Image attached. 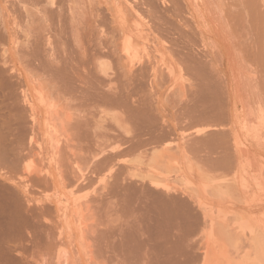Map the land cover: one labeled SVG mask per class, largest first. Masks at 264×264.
Masks as SVG:
<instances>
[{
  "label": "rangeland",
  "instance_id": "374dc122",
  "mask_svg": "<svg viewBox=\"0 0 264 264\" xmlns=\"http://www.w3.org/2000/svg\"><path fill=\"white\" fill-rule=\"evenodd\" d=\"M18 1L19 0H17V1L16 0H14V1L13 0H0V10H1L0 18H2V19H0V21H1L0 23H1V25L4 26V28L1 27V31L4 34L0 31L2 33L0 35L1 36V38H0L1 39L0 40V45H1L0 46V58L1 59L0 60H1V62H3L2 59H5L4 64H6V62H7V65L6 66L4 65L5 67L3 66L2 63H0L1 70H4V71L6 70L5 75L3 74L4 78H6V80L1 79V82L2 81L4 82L5 87H6V85H9L6 88L4 87L5 90L4 89H3L4 91L2 90L3 92H1V95L4 96V94L6 93L4 96L7 99V100H5L6 101L5 103H8L9 105L8 104H6V105H8L9 107L12 106L11 108H9L8 106L7 107L9 109H13V110L16 109L15 111L12 110V114L17 115L16 113L20 114L19 112L22 111V115L23 114H24V116L27 115L24 118L25 122H27V124L25 123L26 125H24V126H26L24 129V132H26L28 134L26 135V133H24L26 135V137L22 138V140L23 139H25V140H23L24 142L22 141L23 144L19 150V151H22L24 149L21 152V156L23 158L22 159L23 164L21 165V167L18 168L15 172L13 171L14 173L11 172L12 170H9V169L8 170L4 169V171H3L0 168V170H1V173H5V174L8 173L7 176L11 175L10 177H13L14 179H16L17 182H20V181L23 182L26 180L27 182L25 181L24 183L27 186L29 185V187H28L29 193H30L29 198H31V199L33 198L34 200L36 198H40L42 196L43 197L49 196L52 198H50L51 201H48L46 203L44 202L43 203L44 206L41 205V206H43V209L45 208L44 209L45 211L42 212L43 215L45 214V212H46V214L44 216L42 215L45 218L42 217V218H40V220L38 218V220L40 222L45 221L43 223L44 225L37 220L39 222V224H38V222H37V224L35 222L34 225L36 224V226L31 227V229L30 228L29 229L28 228H24V229L21 228L22 230L21 229L19 230L20 233L18 231H16V233H14L15 235L12 234L11 237L8 236L9 239L10 238H12V239L9 240L8 238L7 239L5 238V244L6 245L8 244L7 246H9V250H11V252H12L13 248L15 249V250H13L14 253L12 252L13 254L12 253L11 254L14 255V257L20 256V258H18V257L16 258L18 260L17 262L21 263L22 261H24V262H22V264L23 263L25 264L26 261H28V262H26L27 264L30 263L31 261L34 264L35 263L38 264V262L41 264H89L85 259L86 257H84L82 254H81L82 256H76V258L73 257V255H75V254H74L72 249H73V246H75V243H73V245H72V242H71L72 238L68 239L69 236L66 233H67V231H68V233L70 232L69 235L71 237H74L72 239V241H73L75 239L77 232L75 231V228L72 226V224L68 225L62 218H61L62 221L60 220L59 216H60L61 211L59 213V211H58L59 206H57L59 194H61V193L67 194L66 196H63L64 197V198H62L63 200H66L67 197H71L69 192L72 190L73 185H75L74 182L76 181L75 180L76 179L75 173L77 171H75V169L73 168L74 167L73 164L76 162V163H79L81 165L80 167H81L82 171H85V174H87V179H88L84 183V184H87L86 189L81 194L80 193L79 194L81 196H85L87 194H89V196L93 195L92 197L94 198V200H95V198L98 199L99 197H101L100 199H98V201L96 200V202H95L96 204L94 203L93 198H91V196L89 197V199H92L93 201H92V205H90L89 212H87V210H86L87 214H85L86 215L85 220H86V223L89 224V226H94L93 228H95V226L98 225L99 226L98 228L100 229V231L104 227H106L105 228L106 231L109 229L107 232V235L105 234L106 237L102 236V237H105L106 240L109 238L108 240L110 241L109 244L107 243V245H108L107 247L104 246L102 248L103 251H105L106 248L109 249L111 247H114L113 250H115L117 252V255H118L117 257L122 256V254H120L121 248L116 247L118 241L121 240V238H119V233L121 231L118 232L117 230L121 229L120 226H122V224L124 225L125 219L128 217H132L131 221L134 218L138 219L139 215H144L143 218H145V217L149 218V216H146L145 214L147 211H149L148 207L150 206L149 203H144V202L148 201V200L146 201L145 197L143 199H141L142 193H138V192L132 193V192H129L126 190H127V188H129V185L131 187L133 184L135 186H137V185L140 186V184H142V183H144V184L148 183L147 182L148 179H150V178L155 179L156 178V179H159L163 183L164 182L170 183L171 185L175 186L179 190V193L177 192L174 194H175L176 198L178 199V201L181 200L179 203L182 206L183 211L184 212L186 211V213L188 214V215L187 214L186 215L187 216L190 215L188 217L190 219L188 220V218H187V221L183 220L182 222L184 224L181 222L180 219H177L176 222L178 225L172 224L173 227L178 229L176 231L171 229L170 226L167 225V228H165L166 231L163 230V233L165 236L162 239H158L157 236L155 235L156 233H153V232H156L155 231L156 229L154 230V228H153V221L148 220V218L147 219L145 218V220H143V222H141V226H140L141 228L145 227V228H143V229H145V230H143L145 233L144 234L145 236L144 237L142 236L141 243H139L137 241H133L130 243L136 249H135L134 255L131 256L132 258L128 257L129 260H127L126 263L129 264L128 261H130L132 264H134V262H135V264H157L160 262H161V264H264V253L260 252V250H259L262 247L264 249V99H263L264 90H261V89H264V84H263L264 83V67L261 66L263 62H260V61L264 60V50H263V48H264V20L261 21V17L262 16L264 17V14H262L264 11L263 0H258V1L257 0H249V1L248 0H236V1L230 0V2H229V0H166V3L163 2V0H103V1L101 0V3L99 2V0H93V1L92 0H61V1L59 0L60 2L57 0H54V1H56L57 5L59 3L63 4V5H61V6H63V10H60L62 8L60 5H59L60 8H58L59 6H57L55 4L53 5L52 8H51L52 5H50V8H46V7H48L46 5H49L51 0L49 2L45 0L48 4L45 3L44 0H36V1L35 0H27V3L23 2V5H24V3L26 4L27 10L30 8L28 6H31V7H33V5H34V7L36 6V9L33 8L34 12H33V9L30 8L31 11L29 10L28 14H27V10L24 9L25 5L22 8V6H23L21 3L22 0L19 4H17ZM11 2L13 4L15 3L16 5L15 4L11 5L12 4ZM28 2H30V5H27ZM36 2H37V4H36ZM107 2H109L111 4V6H114L113 13H114V15H116L115 17H117L115 20L116 22H114L113 19L111 20L110 14L108 13L109 11L106 8L108 6H106V7L104 6L105 5L104 3H107ZM249 2H250V4H248V5H251V7L245 6ZM262 5H263V7H261ZM252 6H254V8ZM242 7L243 8L246 7V9H247V7L250 8L248 10H251L253 8L257 11L258 14L255 12V10H254L255 13H252L253 10H251V11L246 10V13H243ZM255 7H258V8L256 9ZM37 8H39L40 11ZM10 9H11V11H10ZM46 9H49V11H47ZM66 9H67V11H66ZM241 9H242V11H241ZM58 10H59V12H58ZM69 10H71V11H69ZM221 10H222V12H221ZM42 11H43V13H40ZM226 11L229 13V15H227ZM247 11L251 12L254 15L252 16V14L247 13ZM44 12H46V13H44ZM49 12H52L53 14L49 13ZM55 12H57V14ZM97 12H98V14H97ZM151 12H152V14H150ZM240 12H242V13H240ZM37 13H39V14H37ZM21 14H23V15H21ZM24 14L26 17L24 16ZM243 14H246V15H243ZM52 15L57 19V21ZM135 15H139L142 19H146L145 22L149 21V23L152 27L151 28V30H152L151 35L152 36H150L151 30L149 31L150 33L148 32L149 33L148 34L146 32V30H148V29L144 28L145 34L149 35V37H148L149 42H147V43L142 42L143 44H145L144 46L146 48H148L147 51L150 52V55H152V56H151V59L145 58V60H144L146 63L145 64L146 66L144 65V68L146 67L145 73H146V75L148 74L149 77L148 76L145 77V75H144L145 78L144 77L141 78V76H140L139 77L140 79H138L136 77L129 79L126 77H122L124 75V73H122L123 66L121 65L122 63H120V61H118L119 55L118 56L113 55V54H117V53L111 52L112 49L115 52V48L113 47V43H112L113 39L111 40L110 37L111 38L114 37V39H115L116 32L118 33L120 27L121 28L130 27L129 26L130 24L132 25V23H133V25H134V23L139 22V20L136 19ZM247 15H249V16H247ZM18 16H20V17H18ZM22 16H24L25 23L23 22L24 20H23ZM40 16L42 19L40 18ZM50 16H52V17H50ZM242 16H243V18H242ZM250 16H252L253 19H251ZM47 17H48V20H47ZM263 17H262V19H263ZM19 18H21V19H19ZM63 18H64V20H63ZM131 18H133V19L135 18V19L133 20ZM249 18H250V21H248ZM72 19H73V21H72ZM92 20L93 21L95 20L97 23L92 22ZM245 20H247V21H245ZM30 21L33 22V24H35V25L31 24ZM130 21H131V23H130ZM224 21H227L228 24H227V22L225 24ZM90 22H92V23H90ZM110 22H112L113 24ZM76 23H78L79 25ZM88 24H89V26H88ZM92 24H94V25L96 24V28L100 26L98 31L100 33L104 34L105 37L103 35L98 36L99 32L97 30L96 31L94 30V33L93 32L91 33V29H90V31H87L89 28L95 27ZM31 25H32V27H31ZM41 25H44V27L45 26H47V27L44 28ZM55 25H57V27ZM113 25H114V27H113ZM219 26H221V27H219ZM228 26H229V28H228ZM2 28L5 29L6 32H5V30L3 31ZM37 28H39L40 31ZM68 28H69V30H67ZM141 29H142V27H141ZM230 29H231V31L229 32ZM36 30H37V32H36ZM42 30L43 31L46 30V31L43 32ZM100 30H102V31H100ZM227 31H228V33H227ZM33 32H35V33H33ZM42 32H43V34H42ZM87 32L89 34H94V35L93 36L89 35L90 36L89 37ZM95 32H97L98 40L96 39L97 37H95L96 36ZM104 32L106 34H109V33L110 34L107 35V37H106V34ZM111 32H112V35H111ZM24 33H25V35H24ZM44 33L46 36H44ZM57 33H59V34H57ZM37 34H39L40 36ZM64 34H65V36H63ZM224 34L226 36L228 35L227 36L228 38L226 36H224ZM84 35L86 37H83ZM229 36L232 38H230ZM47 37L49 38L48 40H46ZM99 37H101V38L99 39ZM224 37L229 39V40L224 39ZM89 38H90V40H91V38H94L95 40L93 39L92 41H88ZM153 38L160 40L161 43H164L163 45L166 47V51H167V52H165V54L166 53L167 54L166 55L164 54L165 55L164 56L165 57L164 63L169 62L168 64L163 65L162 62H160L161 64L157 63L158 60L154 59V57L160 58V55L158 53H156V51H155L157 49V47L155 46L157 44V42ZM78 39H80V41L82 39L83 42L82 41L80 42ZM39 40H41L40 41L41 44L39 43ZM34 41H36L38 43H36V45H35V44H33ZM46 41H47V44H46ZM48 41H49L50 45L48 44ZM84 41H87V42H84ZM5 42H7L6 43L7 45L5 44ZM59 42H61V43H59ZM91 42H92V44H91ZM51 43H52V45H51ZM37 44H39L38 48H37ZM34 46H36V47H34ZM56 46H57V49H55ZM50 47H51V49H50ZM53 47H54V49H53ZM33 48H35V50H33ZM36 49L37 50L39 49L38 51H40V52L38 53V51H36ZM46 50L48 52H46ZM55 50H56V52H55ZM33 51H35V53ZM52 52L55 54V57L51 56V55H54ZM3 53H5V54H3ZM26 53H28V54H26ZM103 53L105 54V56H106V54H110V53H112V54L104 57ZM188 53H190L189 56H187ZM191 53H192V55H191ZM39 54H42V55H39ZM57 54H58L57 57L58 58L60 57L58 59V61L61 60V63L62 64L64 63V65H65L62 67H66V68L60 67V68H58L59 70L54 69L56 67H59L61 64V63L58 64L56 61V58H57L56 55ZM59 54H60V56H59ZM216 54H218V55H216ZM35 55H36V57H35ZM43 55H45L46 57ZM49 55H50V57H53V58H50V61L53 59L51 62L53 63L54 68H52V69L54 70L55 73H56V71H58L59 73L61 72V76H62V78H60V80H57V83H54V84L52 81L47 82L48 80L46 79L51 72H52L51 74L54 75L53 71L50 70L51 68L48 70L47 69L43 70V68H42L44 66V64H46V63H47V65H49V67L52 66L50 64L51 62L50 61H49L50 63L48 62ZM261 55H263V56L261 57ZM4 56H6V57H4ZM192 56H193V60H194V58L197 59L198 61L200 60L199 61L200 63L196 62L197 64H200V65H194L195 61L193 63V60L191 58ZM200 56L203 58H200ZM187 57L188 58L190 57V58L188 59ZM255 57L258 59H255ZM10 58L12 61L9 60ZM35 58H39L40 60L35 59ZM54 58H55V60H54ZM206 58L209 62H212V63L217 65L216 68L218 69V71L220 73V74H218V73L217 74L220 76V78H219V76H217V74H215L216 79H214V76H213L214 71L212 72V69H210L208 65H207V67L204 66L205 62L207 61ZM218 58L221 59L220 63L223 62L222 65L220 63H218L220 61V59H218ZM46 59H47V61H46ZM185 60H188V61L192 60L191 61L192 63L191 62L189 63L187 61L189 64L186 62V64H187V67H186L185 64L184 65L182 64V63H185L184 62ZM45 61H46V63H45ZM54 61H56V62H54ZM102 61H104L107 64V67H109L111 69V70L109 69L108 75H103V74L101 75L98 71L99 69L97 68V66H100ZM202 61H204L203 64H202ZM240 61L243 63H241ZM43 62H44V64H42ZM104 62H102V63H104ZM12 63H15V64H12ZM56 63L59 66L56 65V67H55L54 64H56ZM154 63H156L157 66H159V64L163 65V66L158 67L159 70L156 73V79H154L155 72L153 73V70H152ZM169 64H170V66H172V68H173L172 70H174L173 74H171L172 72H170V70L168 71V69H167V65H169ZM47 65H45V66H47ZM66 65H68V67ZM93 65H95V66H93ZM188 65H192L193 66L192 68H194V66H195V70L196 69L198 70V69H200V67L204 66L202 68H205L207 71H209V72L211 71L213 73L211 76L213 77L214 80H216L215 84H217L218 83L217 81H219L220 86L222 85L221 88L224 86H228V87H226L225 90H227V88H228L227 92H229L228 94L233 99L232 102L234 101V103H232L231 106L233 108L236 107L237 110H235L233 113L231 111H229V110H231V109H229V107L232 108L231 106H229L230 104H228V102L230 101V99H228V98H230V97L228 94H225L226 91L223 90L225 93L223 91L222 92L220 91L221 94L223 95L220 97L222 99H224L223 101H225V102L228 100L226 102L228 104L227 105L228 107L226 106V104L224 105V106H226L225 110L228 113H225V115L220 117V118L211 117L210 119H209V116L208 117L204 116V119H203L201 115L197 114L198 116L195 115L196 122H195V119L191 123L189 122L188 119L186 120V118H188V116H186V115L188 114V111H190L189 108L191 106H192L191 108H193V106L195 107L194 103H196V105H198L200 108L195 107L193 110H195V111L197 110L196 113H200V114L202 113V111H201L202 107L199 104L200 102L197 100L201 101V99H203L204 97H206L208 95V93L206 94V89H204L207 87H203V86L200 87L199 86V85H204L206 83V81H204V83L201 84V82H203V81L199 82V80H201V79L196 78L194 76V74H196V71L195 70L193 71V69H192V73H191V67L190 66L188 67ZM251 65L253 66V68L255 67V68L259 69L260 72L257 69L253 70ZM263 65H264V63H263ZM2 66L6 69H4ZM70 66H71V68H70ZM11 67H14V69L16 67L17 69H15V70L17 72L14 70L12 71ZM61 68H62V70H64V69L68 70L69 69L68 71H70V72H68L66 70L64 71L65 74L67 72V74L69 76H67V74L66 75L62 74L64 72L61 71ZM208 68H209V70H208ZM247 68H248V70L249 69L251 71L253 70V72L258 71V72H256L258 74H255L256 77L253 76L254 74H251V76L249 77L250 79L248 77H247L248 79L245 78L246 75H248V76L250 75L249 74L250 71L247 72L248 71ZM179 70H180V73H179ZM187 70L190 73L187 72ZM41 71H43L44 73ZM46 71H47V73H46ZM96 71H97V75H98L97 78H96ZM117 72L119 74H117ZM111 73H113V74H111ZM41 74H46V75L44 76ZM92 75H94V76H92ZM120 75H122V76H120ZM192 75H193V78H192ZM234 75H235V77H234ZM7 76H8V78H7ZM63 76L68 77V78L64 77V79L67 80L66 81L67 83L64 82L62 84L61 82H58V81H63ZM70 76H73L74 80ZM79 76L81 77L82 80L79 78ZM99 76L100 77L103 76L102 77L103 79L100 78ZM108 76H109V78H111V80L108 78ZM116 76H118L117 77L118 79L116 78ZM181 76H183L186 80H189V79L190 80L188 82H184L185 80L183 81V80L179 79ZM252 76L256 79L252 78ZM50 77H51V75L49 76V80H51ZM104 77L106 80H104ZM212 77L211 78L209 77V79H212ZM236 77H238V78H236ZM83 78H85V79H83ZM114 79H115V81H114ZM222 79H223V81H222ZM68 80H70V81H68ZM109 80H110V82H109ZM140 80L142 82H140ZM155 80H156V83H155ZM178 80H180L181 82ZM196 80H197V82L200 83L199 85L197 83H195ZM251 80L252 81L254 80V81L252 82ZM255 80H257V81H255ZM5 81H7V82H5ZM116 81H118L119 84ZM224 81H226V82H224ZM182 82H183V85L185 86V87L183 86L184 89L181 88ZM207 82H209V81H207ZM261 82H263V83L260 84ZM59 83H61V84H59ZM210 83L212 84V82H210ZM57 84L59 85L60 90L58 89ZM113 84H115V85H113ZM122 84H124V85H122ZM195 84H197L196 86L200 87V92L198 91L199 87L195 88L196 87ZM230 84H231V86H230ZM245 84H248V85H245ZM12 85L14 87H12ZM56 85H57L56 88L58 89V91L55 90ZM60 85H63V86H60ZM232 85H234V86H232ZM99 86H100V88H99ZM207 86H208V83H207ZM211 86H213V84ZM235 86H236V88H235ZM258 86H260V87L262 86V87L260 88ZM66 87H67V89H69L68 91L70 92V93H67V96L65 95L66 94L65 90H67ZM128 87L130 89H128ZM202 87H203V90H205V91H203L201 89ZM96 88H98L99 90L100 89L102 90V91L100 90L101 91L100 93L104 92V90H105V92L100 94V93H98L99 90ZM87 89H89L91 91V92H89V93H91L90 95L87 92ZM95 89L97 91H95ZM110 89H111V93H110ZM229 89L231 91H229ZM116 90H118L119 92L117 91V93H116L115 92ZM179 90H180V92H179ZM61 91H65V92H61ZM120 91H122V92L120 93ZM202 91L205 93V95ZM24 92H27L28 94H30L31 97L34 96V98L39 97V98L45 99V103L43 102L42 104H39V103L36 104V106L38 108L37 113H39L38 114L39 115L38 116V119H39L38 122L39 123H35V122L33 123L32 118H30V113L28 111L29 108L26 104L23 103V100H22L23 99L22 95ZM96 92L98 94H100L101 96L97 95ZM108 92L111 94V96H113L112 92L115 93L114 95H115L116 100L112 97L113 99L108 100V103H106L107 98H105V94ZM2 93H4V94H2ZM34 93L36 94V96ZM57 93H58V95H57ZM198 93H200L199 94L200 97H198ZM202 93H203V95H202ZM120 94L123 97L125 95V97L122 98ZM153 94H155V95H153ZM193 94H195V95H193ZM73 95H74V97L77 95L75 97L76 99L82 95L81 98L83 100L80 97L76 100V99H74ZM86 95L89 97H86ZM116 95H119V96H116ZM134 95H136L137 97ZM201 95L204 97L202 98ZM61 96L62 97L64 96L63 99H61L62 98ZM68 96L69 97L71 96L73 98L69 99ZM96 96H98L99 99H97ZM232 96H234V98ZM54 97L57 101L54 100ZM94 97H96V98H94ZM120 97H121V99H120ZM129 97H133L132 100ZM143 97H145V98H143ZM146 97L148 99H149V97H151L150 99H152V101L157 103V105L159 106V109L161 112V115H159V118L161 117L162 119L161 118L157 119L156 122H158V121L161 122L163 119L164 120L161 123L158 122V124L160 123L158 126L161 128L162 126L167 125V128L164 126L166 129L163 127L165 129V130L164 129L163 130L164 131L168 130L167 132L170 134L169 137L171 139H174L173 142H175V143L177 142V144H176L177 148L179 147V145H180L179 143L181 142V145H180L181 147H179V148H183V149H180L181 152L178 151L179 148L175 149V151H176L175 153L177 156H179V158L176 157L178 159L175 158V161L171 162V163L174 162L175 164L173 163V165H170V163H169L168 166L152 163L150 160L152 147L146 146V144L148 142L150 143V139H151L152 135L150 133L149 134L145 133L144 137L142 136V139L145 138L144 140H146V141L149 139L147 141V143L141 142V145H138L139 147L138 146L136 147L137 149L132 150L128 156L122 157V159L125 158V159L130 160L132 158V159L138 160V161L135 160V162L133 163L135 166L132 164L131 167L128 164L121 163L122 164L121 167H123L122 169L124 170L123 172L126 173V175H128V176H126V177H128L126 179L128 182L127 181L122 182L123 183L122 184L119 181V183L116 184V186H117V188H116V187H113V185H112V184H115L114 182H116V181L113 182V180H116V179L112 178L109 180V182H110L109 183L110 184L109 189L111 187V190H109L108 188H107V190L106 189L102 190L104 183L103 182L100 183V180H98L100 177L99 174L96 172H93V171H96L94 166H93V163L95 162V160L92 161L90 159V156L98 153L100 151V147H102V146L105 147L108 144L110 145V144L115 143V142H120L122 139H124L125 134L123 132V128H126L125 127L126 125H130V122H129V124H126V123H128V121L124 117L126 115H123V113L125 114L129 109L137 106V104L140 103L139 101H141L142 98L147 99ZM235 97H236V99H235ZM64 98H65V100H68V99L70 101L72 100L71 102L68 101V103L69 104L71 103V105L73 107L74 106L75 107L74 108L73 107L71 108V106L69 107V104L67 105V102L64 100ZM100 98H101V100H100ZM139 98L141 100H137ZM47 99L48 100L51 99V100H49L50 104H52V102H53V104L51 106L56 105L57 109L61 108V109H64V111H66V109H68L69 110L68 112H70V113L72 112V113H74L73 115H75L76 112H74V111L78 108L77 111L80 112V114L82 112L81 115L84 116L83 120L85 121L86 124H83V121H82L81 125H84L85 128L88 127L87 128L88 131L86 132V135H82L83 137H81V139H77L80 141L79 146H78L79 151L77 150L79 153L76 152L77 154L75 156L70 151H68L67 148L65 150V146H63V144H61V147H62L60 149L61 152L59 150L58 153L56 154L57 156H53V154H55L57 150L55 149L56 147L55 148L51 147L52 144L49 143V138H48L46 131H45V129H46L45 121H46V118L49 117L48 112L51 111V108H48L49 102L48 101H47L48 103L46 102ZM79 99H81V100L79 101ZM90 99H91V101H90ZM193 99H195L196 101ZM114 100L117 102L119 101L118 103L121 105V109H120L121 111L118 110L120 108V105L117 102H116L117 103L116 104ZM12 101H15V102H12ZM188 101L190 103H188ZM83 102H85V103H83ZM14 104H15V106L17 104V106L15 107ZM60 104H62V105H60ZM76 104H79L80 107H78L79 105H77V108H76ZM127 104H128V106H127ZM131 104L133 106L134 105L135 106L133 107ZM125 105L128 107L127 110H126L127 107H125ZM129 105H130V107H129ZM84 106H85V108H84ZM185 106L187 108L188 107L189 108L188 109L185 108V110H184ZM18 107H20V109L21 108L22 109L19 110ZM122 107L123 108L125 107L124 108L125 110ZM23 110H25V111L27 110L28 113H27V111L25 113V111H23ZM71 110H73V111H71ZM88 112L90 115H88ZM120 112H123V113L121 114ZM229 112H231L232 114H229ZM228 114L230 116L231 115L232 116L230 117V116H228ZM183 115H185V116H183ZM92 117L94 120L92 119ZM114 117L116 119H113ZM260 117L262 118V120ZM89 118H91V119H89ZM103 118H105V119H103ZM207 118H208L210 124L208 121L206 122ZM213 118L216 120L215 122H212ZM225 118L228 120H226ZM202 119H203V121H202ZM218 119H219L220 123H221V121L226 120V121H224V122H226V124L225 123H222V124L217 123ZM220 119H221V121H220ZM232 121H233V123H232ZM55 123H58V122H55ZM185 123L187 125H185ZM195 123H196V125L193 126V124H195ZM228 123L233 124V126H234V127L232 126L233 130L231 129V126ZM34 124H36V125L34 126ZM161 124H163V125H161ZM223 124H224V126H223ZM113 125L116 128H113ZM188 125H190V127ZM127 127H129V126H127ZM204 127L205 128L208 127V129L206 128L207 130H205L204 133L195 134L197 129H202V128L204 129ZM62 128H64V127H62ZM62 128L61 127L59 128L60 134L63 133V135L64 134H70V135L74 136L75 132L77 133V130L74 127H71V128L66 127V128H68L67 130H65V128L64 129H62ZM91 128L93 129V131ZM251 128H252V130H251ZM16 130L17 129H14L12 132V134H14L13 138L17 134V132L19 131V129L17 131ZM117 130H119V131H117ZM169 130H170V132H169ZM65 131H66V133H65ZM160 131L161 130H159V132ZM171 131H173L172 134H171ZM259 131H260V133H259ZM88 132H91V133L88 134ZM159 132L156 134H159ZM213 133H215V134H213ZM97 134H99V135L97 136ZM101 134H102V137H101ZM153 134L156 135L155 133H153ZM187 134H188V136H187ZM87 135H89V137ZM107 135H108V137H107ZM256 135L257 136L260 135V136L257 137ZM84 136H86V137L84 138ZM205 136H207V137H205ZM261 136H262V138H261ZM98 137H101V138H98ZM119 137L121 140L119 139ZM203 137H205V138H203ZM109 138H111V139H109ZM175 138H177V139H175ZM85 139H87V141H85ZM142 139H141V141H144ZM182 139H184V140L182 141ZM199 139H201V140H199ZM12 140H14V139H12ZM62 140H63V138H62ZM83 140L85 141L84 145H83ZM89 140H90V142L88 143ZM179 140H180V142H178ZM97 141H98V143H97ZM204 142H208V143H210V145H208V143H204ZM48 143H49V145H48ZM55 143H54V146L57 145ZM143 143H144V147L142 145ZM92 144H93V146H92ZM101 144H103V145H101ZM64 145H66V143ZM192 145H193V147H192ZM128 146H129V144L124 145L123 150H125ZM173 146L175 147V145H173ZM182 146H185V147H182ZM83 147H85L87 149H85ZM21 148H23V149H21ZM48 148H49V150H48ZM46 149L48 151H46ZM204 149H206V151ZM185 150L188 152L187 154H186ZM96 151H98V152H96ZM48 152H49V154H48ZM178 152H179V155H178ZM205 152L206 153L208 152V153L206 154ZM181 153L186 154V155L183 154L185 157L182 156ZM72 156H74L75 158ZM186 156H188V157L186 158ZM189 158H190V161H188ZM51 159H52L53 164L50 163ZM185 159H187V160H185ZM74 160H76V161H74ZM141 161H142V163H141ZM58 163H60V165L62 167L61 169L63 170L62 171L63 173H60L62 180L58 177H55L56 179L54 177H48V179H47L48 181L46 183H43L40 186H38L39 184L37 185L35 183V181H37V179H35V178H37L38 172L42 169H45L46 171L51 170V171L57 172L56 168L58 166ZM50 164L53 167H49ZM127 165H128V168H130V169L132 168L131 170L129 169L130 175L127 174V172L125 171ZM133 166H134V168H133ZM169 166H170V168H169ZM171 166H172V168H171ZM138 170H140V171H138ZM9 172H11V174ZM131 172L135 173L134 176H132L133 173H131ZM42 175H44V174H42ZM124 176H123V178H125ZM143 176H145V177H143ZM150 176H152V177H150ZM22 177H26V178L22 180ZM135 177H138V178H135ZM29 178H30V180H29ZM34 179H35V181H34ZM142 179H144V180L142 181ZM235 179H236V181H235ZM241 179H245V180L242 181ZM57 180L59 181V183L57 182ZM1 181L3 182V179H1ZM131 182L132 183L134 182V183L132 184ZM139 182H141V183H139ZM6 184H9L10 188L14 187L13 188L14 192L15 193L18 192V194H19L20 189L17 186L12 185L9 182H5V185ZM11 186H13V187H11ZM124 186H126L127 188ZM245 186H247V187H245ZM219 187L222 188L221 189L222 192H225L226 190L230 191V189H231V190H233L232 191L233 194L231 192H229V194L221 196V193L218 194L215 191ZM227 188H229V189H227ZM94 189L98 190L97 193L101 196H98V194L97 195L94 194L93 193ZM181 190H183V192ZM116 191H118V194L116 193ZM56 193H58V196L56 195ZM110 193L111 194L113 193V195H111ZM39 195H40V197H39ZM78 196L79 195H77V197ZM54 197H55V199H54ZM114 197H116V199ZM56 198H57V200H56ZM147 198H148V196H147ZM22 199H24V198H22ZM23 202H25V200L24 201L22 200V203ZM72 202L73 201H71V203ZM121 202H123V203H121ZM115 203H117V204H115ZM120 203L124 206L125 205L126 206L131 205V206L128 208L126 207L127 211L124 210L126 208H124L122 210V209H119L122 207V205L120 206ZM25 204H23V205H25V206H28V205L33 206L34 205L33 207H30V210L33 208L32 212H34L36 214H38V212H39L38 215H39V217L41 216L40 213L43 210V209H41V206L39 207V205L35 204L34 202H31L30 204L25 202ZM199 204L202 205V207H200ZM92 206H94L95 209H94V207L92 208ZM99 206H100V208H99ZM108 206H110L109 210H108ZM183 206H185L186 208ZM36 207H37V209H36ZM116 207H117V209H116ZM146 208H147V210H146ZM113 209H114V211L111 212V210H113ZM37 210H38V212H37ZM118 210H119V212H118ZM96 211H99V212H96ZM115 212H116V216H115ZM128 212H129V214H128ZM133 212H134V214H133ZM141 212H142V214H141ZM97 213H98V215H97ZM137 213H138V216L136 217ZM143 213H145V214H143ZM105 214H106V216H105ZM125 214L128 216H126ZM130 214H132V215H130ZM38 215H35V216H38ZM147 215H148V213H147ZM120 216H124V217L121 218ZM133 216H134V218H133ZM93 217H95V218H93ZM117 217H120V219ZM153 217H155V215H152L151 218H153ZM123 218H125V219H123ZM143 218H140L141 221ZM151 218H149V219H151ZM96 219H98V220H96ZM128 219H130V218H128ZM128 219H126V220H128ZM107 220L109 221L110 224L108 223ZM101 221L103 223H101ZM123 221H124V223H122L120 225V223ZM131 221L129 220L128 222L131 223ZM93 222H94V224H93ZM112 222L114 225L112 224ZM128 222H127V225L132 224V223L130 224ZM206 222H208V225L206 224ZM59 223L61 225H59ZM64 223H66L65 225H68L67 228L68 229L70 228L71 229L70 231L69 230L66 231L67 228L65 226H63ZM117 223L120 226L115 225ZM204 223L206 225H204ZM41 224H42V226H41ZM108 225H109V227H108ZM134 225L135 224H133L132 228H134ZM210 225H212V227ZM126 226L124 225L123 229H124V227L126 228L125 230H129V228H131V226L128 228ZM206 226L207 227L209 226V227L207 228ZM34 227H36V228H34ZM107 227H108V229H107ZM110 227L114 230H112ZM115 227H116V229H115ZM138 227L139 226H135L136 229H138ZM204 227L207 228V230L204 229ZM42 228H44V229H42ZM45 229H46V231H45ZM123 229H121V230L124 231ZM131 229H130V231H131ZM136 229L135 230L132 229L134 233L132 231L131 232L126 231L127 233L125 232L126 233L125 235H128V236L132 235V237L135 235V237H137V238L140 237V235L138 234V230H136ZM252 229L255 232H253ZM26 230H27V232H26ZM96 230H98V229H95V231ZM110 230L113 232L111 233ZM171 230H173V231H171ZM36 231H37V233H36ZM106 231L104 233H106ZM164 231L167 233L165 234ZM61 232L62 233L64 232L63 233L64 235ZM33 233H34V235H33ZM114 233H116V234H114ZM251 233H254V234H251ZM16 234L18 236L20 234V236L18 237ZM110 234L113 235L112 239L110 238L111 237ZM227 234H232V235L237 234V236H236V238L238 237L237 240H239V236H241L239 244H237V245L231 244L229 242V240L226 239L224 236ZM255 234H256V236H254ZM35 235H38V236H36V238H35ZM120 235H121V233H120ZM40 236H41L42 240L40 238H38ZM91 236H94V235L87 232L86 237L88 239H90ZM257 236H259L258 240H261L262 243H258V240L256 239ZM250 237H253L254 239L253 238L251 239ZM260 237L262 239H260ZM13 240H14V242H11ZM37 240H39V242ZM186 240L188 242H186ZM255 240L257 242H255ZM47 241H49V242L47 243ZM60 243L62 244V246ZM111 243H113V245H116V246H113ZM184 243H185V245H184ZM6 245H4V246H6ZM18 245H19V247H17ZM109 246H111V247H109ZM10 247H11V249H10ZM22 247H24V248H22ZM61 247H62V249H61ZM59 249H61V250H59ZM107 249H106V251H109ZM62 250H64V252H65V250H67V252H68L67 255L69 253L70 254L68 256L67 255L66 256L61 255L60 259L61 258H63V259L60 260L57 257L59 255L58 253H60L59 251H62ZM98 250L100 251L99 248H98ZM98 250H95L96 252H94L93 258L98 257L97 260L99 261L100 264H103V263L104 264H120L119 263L120 261L122 264L123 260L125 261V258H127V257H123L124 258L123 260H120L119 259L120 257L116 258L115 254H114L115 251L113 252L114 259L112 256L108 257V256L112 255L111 254L112 252L108 253V256H106V258H105L106 254L104 255L103 251H100L101 253H103V255L100 253L101 256L104 257V258H102L100 256V254L99 255L97 254ZM64 252L62 254H64ZM19 254H22V255H19ZM56 254H58V255H56ZM26 257L29 259H27ZM82 257H84L83 260H82ZM110 258L112 259V261ZM20 259H23V260H21V262H20ZM153 260H156L157 262L153 261ZM123 263H125V262H123ZM90 264H92V263L90 262Z\"/></svg>",
  "mask_w": 264,
  "mask_h": 264
},
{
  "label": "bare ground",
  "instance_id": "6f19581e",
  "mask_svg": "<svg viewBox=\"0 0 264 264\" xmlns=\"http://www.w3.org/2000/svg\"><path fill=\"white\" fill-rule=\"evenodd\" d=\"M14 1V0H13ZM17 1V0H16ZM36 1V0H35ZM45 1V0H44ZM46 1H50V0H46ZM45 1V3H47ZM57 1H59V0H57ZM61 1V0H60ZM59 1V2H60ZM93 1V0H92ZM103 1V0H102ZM236 1V0H235ZM249 1V0H248ZM258 1V0H257ZM21 2V0H19L18 1V3L17 4H19ZM23 2H26L27 3V0L25 1H23L22 0V5H23ZM39 2V1H38ZM55 2V3H54ZM58 2V3H59ZM88 2V1H87ZM99 2L101 3V0H99ZM111 2V1H110ZM163 2H165L166 3V0H163ZM228 2V1H227ZM229 2H230V0H229ZM263 2H264V0H263ZM12 3V2H11ZM83 3V2H82ZM95 3V2H94ZM262 3V2H261ZM15 4V3H14ZM13 3L11 4V5H14ZM32 4V3H31ZM35 4V3H34ZM36 4H37V2H36ZM48 4V3H47ZM57 5V3H56V1H54V0H51L50 1V3H49V5H46V6H48V7H46V8H50V5H52L51 6V8L53 7V5ZM103 4V3H102ZM105 4V5H104ZM103 5L106 7V6H108V7H106L107 8V10L109 11L108 13L110 14V17H111V20L113 19V21L114 22H116L115 20H116V18L117 17H115L116 15H114V13H113V9H114V6H111V4L109 3V2H107V3H104ZM248 4H250V2L249 3H247L245 6H250L251 7V5H248ZM264 4V3H263ZM16 5V4H15ZM24 5H25V7H24ZM24 5L22 6V8L24 7V9H26V4L24 3ZM27 5H30V2H28V4ZM41 5V4H40ZM61 6V5H63V4H61V3H59L57 6ZM84 5V4H83ZM39 6V5H38ZM37 6V7H38ZM60 6L58 7V8H60ZM94 6V5H93ZM223 6V5H222ZM256 6V5H255ZM13 7V6H12ZM11 7V8H12ZM28 7H30V8H35L36 9V6L34 7V5H33V7H31V6H28ZM62 8L60 9V10H63V6H61ZM238 7V6H237ZM244 7V6H243ZM242 7V8H243ZM247 7V9H246V7L245 8H243V13H246V10H248V9H250V8H248ZM253 8H254V6H252ZM260 7V6H259ZM261 7H263V5L261 6ZM10 8V7H9ZM14 8V7H13ZM20 8V7H19ZM26 9L27 10V14H28V12H29V10L31 11V9ZM67 8V7H66ZM70 8V7H69ZM94 8V7H93ZM96 8V7H95ZM251 9V10H253L252 11V13H257V11L255 10V9ZM256 9L258 8V7H255ZM38 10H39V8H37ZM41 9V8H40ZM44 9V8H43ZM57 9V8H56ZM73 9V8H72ZM240 9V8H239ZM25 10V11H26ZM42 10V9H41ZM47 11H49V9H46ZM251 10H248V11H251ZM254 10H255V12H254ZM10 11H11V9H10ZM20 11V10H19ZM40 11V10H39ZM45 11V10H44ZM46 11V12H47ZM55 11V10H54ZM66 11H67V9H66ZM69 11H71V10H69ZM239 11V10H238ZM241 11H242V9H241ZM247 11V13H251V12H248ZM0 12H1V10H0ZM15 12V11H14ZM33 12H34V9H33ZM46 12H44V13H46ZM58 12H59V10H58ZM62 12V11H61ZM65 12V11H64ZM126 12V11H125ZM221 12H222V10H221ZM227 12V11H226ZM32 13V12H31ZM40 13H43V11L42 12H40ZM49 13H52V12H49ZM56 14H57V12H55ZM73 13V12H72ZM240 13H242V12H240ZM239 13V14H240ZM251 13V14H252ZM19 14V13H18ZM37 14H39V13H37ZM53 14V13H52ZM74 14V13H73ZM72 14V15H73ZM82 14V13H81ZM96 14V13H95ZM97 14H98V12H97ZM127 14V13H126ZM150 14H152V12L150 13ZM149 14V15H150ZM250 14V15H251ZM258 14V13H257ZM262 14H264V11H263V13ZM1 15V14H0ZM6 15V14H5ZM21 15H23V14H21ZM41 15V14H40ZM227 15H229V13L227 12ZM238 15V14H237ZM243 15H246V14H243ZM254 14H252V16H253ZM7 16V15H6ZM24 16H25V14H24ZM24 16H22L23 17V20H24ZM28 16V15H27ZM30 16V15H29ZM38 16V15H37ZM53 16V15H52ZM52 16H50V17H52ZM64 16V15H63ZM136 16V19L137 20H139V22H137V23H134V25H133V23H132V25L130 24L131 23V21H130V27H124V28H121L120 26V29H119V31H118V33L116 32V35H115V39H114V37H110L111 35H112V32H111V35L109 36L110 37V39L113 41L112 43H113V47L115 48V52H114V50L112 49V51L111 52H113V53H117V54H113V55H116V56H118L119 57V59H118V61H120V63H122L121 65L123 66V70H122V73H124V75L122 76V75H120V76H122V77H126V78H129V79H132L133 77H136V78H138V79H140L139 77L141 76V78L142 77H144V75H145V77L146 76H148V74L146 75V71H145V68H144V65L146 64L145 63V58H148V59H151V56L152 55H150V52H148L147 51V49L148 48H146L144 45L145 44H143L142 42H149V39H148V37H149V35H146L145 34V29L144 28H146V29H148V30H146V32L148 33L150 30H151V25H150V23H149V21L148 22H145V20L146 19H142L139 15H135ZM247 16H249V15H247ZM252 16H250L251 17V19H253V17ZM15 17V16H14ZM18 17H20V16H18ZM26 17V16H25ZM39 17V16H38ZM49 17V16H48ZM48 17H47V20H48ZM54 17V16H53ZM75 17V16H74ZM87 17V16H86ZM234 17V16H233ZM236 17V16H235ZM259 17V16H258ZM257 17V18H258ZM263 17V16H262ZM262 17H261V21L262 20H264V17H263V19H262ZM40 18H41V16H40ZM55 18V17H54ZM60 18V17H59ZM69 18V17H68ZM71 18V17H70ZM129 18V17H128ZM154 18V17H153ZM242 18H243V16H242ZM256 18V19H257ZM0 19H2V18H0ZM19 19H21V18H19ZM28 19V18H27ZM36 19V18H35ZM42 19V18H41ZM44 19V18H43ZM56 19V18H55ZM93 19V18H92ZM131 19H133V18H131ZM135 19V18H134ZM133 19V20H134ZM226 19V18H225ZM239 19V18H238ZM255 19V18H254ZM62 20V19H61ZM63 20H64V18H63ZM70 20V19H69ZM118 20V19H117ZM152 20V19H151ZM154 20V19H153ZM223 20V19H222ZM243 20V19H242ZM39 21V20H38ZM44 21V20H43ZM56 21H57V19H56ZM72 21H73V19H72ZM75 21V20H74ZM234 21V20H233ZM237 21V20H236ZM235 21V22H236ZM241 21V20H240ZM245 21H247V20H245ZM244 21V22H245ZM248 21H250V18H249V20ZM1 22V21H0ZM17 22V21H16ZM24 23H25V20L23 21ZM31 22V21H30ZM45 22V21H44ZM63 22V21H62ZM66 22V21H65ZM68 22V21H67ZM77 22V21H76ZM92 22H95V23H97L95 20L93 21L92 20ZM92 22H90V23H92ZM133 22V21H132ZM136 22V21H135ZM226 22L227 21H224V23L226 24ZM110 23H112V22H110ZM222 23V22H221ZM223 23V24H224ZM31 24H33V22H31ZM39 24V23H38ZM44 24V23H43ZM47 24V23H46ZM55 24V23H54ZM76 24H78V23H76ZM84 24V23H83ZM113 24V23H112ZM116 24V23H115ZM227 24H228V22H227ZM235 24V23H234ZM19 25V24H18ZM27 25V24H26ZM33 25H35V24H33ZM40 25V24H39ZM45 25V24H44ZM44 25H41L42 27H44ZM79 25V24H78ZM93 26H95V27H92V28H89L87 31H90V29H91V33L93 32L94 33V30L96 31H98L99 30V27H97L96 28V24L94 25V24H92ZM91 25V26H92ZM118 25V24H117ZM222 25V24H221ZM25 26V25H24ZM56 27H57V25H55ZM62 26V25H61ZM65 26V25H64ZM63 26V27H64ZM73 26V25H72ZM83 26V25H82ZM88 26H89V24H88ZM90 26V27H91ZM132 26V27H131ZM142 27V29H141V27ZM1 27H3L4 28V26L3 25H1V23H0V31H1ZM31 27H32V25H31ZM35 27V26H34ZM47 26H45L44 28H46ZM62 27V28H63ZM112 27V26H111ZM113 27H114V25H113ZM219 27H221V26H219ZM2 28V30L4 31L5 29H3ZM41 28V27H40ZM67 28V27H66ZM81 28V27H80ZM228 28H229V26H228ZM227 28V29H228ZM29 29V28H28ZM32 29V28H31ZM38 30H39V28H37ZM42 29V28H41ZM51 29V28H50ZM53 29V28H52ZM116 29V28H115ZM118 29V28H117ZM26 30V29H25ZM33 30V29H32ZM47 30V29H46ZM46 30H44V31H46ZM56 30V29H55ZM67 30H69V28L67 29ZM27 31V30H26ZM29 31V30H28ZM40 31V30H39ZM43 31V30H42ZM43 31V32H44ZM48 31V30H47ZM52 31V30H51ZM54 31V30H53ZM84 31V30H83ZM82 31V32H83ZM100 31H102V30H100ZM116 31V30H115ZM231 31V29L229 30V32ZM2 32V31H1ZM0 32V35L3 33H1ZM5 32H6V30H5ZM36 32H37V30H36ZM43 32H42V34H43ZM99 32V31H98ZM151 32V33H150ZM149 33H150V36H152L151 34H152V30L150 31ZM29 33V32H28ZM33 33H35V32H33ZM41 33V32H40ZM84 33V32H83ZM88 33V32H87ZM96 33V36L95 37H97L96 39L98 40V36H104V34H102V33H98V36H97V32H95ZM105 33V32H104ZM148 33V34H149ZM227 33H228V31H227ZM4 34V33H3ZM48 34V33H47ZM57 34H59V33H57ZM79 34V33H78ZM106 34V33H105ZM110 34V33H109ZM109 34H106V37H107V35H109ZM226 34V33H225ZM224 34V36H226ZM24 35H25V33H24ZM34 35V34H33ZM37 35H39V34H37ZM55 35V34H54ZM74 35V34H73ZM93 36L94 34H89L88 33V36ZM114 35V34H113ZM4 36V35H3ZM32 36V35H31ZM40 36V35H39ZM43 36V35H42ZM44 36H46L45 35V33H44ZM49 36V35H48ZM63 36H65V34L63 35ZM78 36V35H77ZM89 36V37H90ZM228 36V35H227ZM226 36V37H227ZM231 36V35H230ZM229 36V37H230ZM30 37V36H29ZM38 37V36H37ZM81 37V36H80ZM83 37H86L85 35L83 36ZM105 37V36H104ZM0 38H1V36H0ZM23 38V37H22ZM25 38V37H24ZM41 38V37H40ZM67 38V37H66ZM101 37H99V39H100ZM228 38V37H227ZM227 38H225L224 37V39H227ZM230 38H232V37H230ZM32 39V38H31ZM45 39V38H44ZM49 38L47 37V39L46 40H48ZM84 39V38H83ZM94 38H91V40H90V38H89V40L88 41H92ZM109 39V40H110ZM154 39V38H153ZM1 40V39H0ZM35 40V39H34ZM79 41H80V39H78ZM95 40V39H94ZM102 40V39H101ZM108 40V41H109ZM156 42H157V44L155 45L156 47H157V49L155 50L156 51V53H158L159 55H160V58H157V57H154V59H157L158 61H157V63H160V62H162L163 63V65L165 64H168L169 62H166V63H164L165 62V55L167 54H165V52H167L166 51V47L163 45L164 43H161V41L160 40H157V39H154ZM192 40V39H191ZM227 40H229V39H227ZM3 41V40H2ZM30 41V40H29ZM40 41L41 40H39V43H40ZM77 41V40H76ZM81 41L83 42V40L81 39ZM80 41V42H81ZM35 42V43H34ZM33 42V44H35L36 45V43H38V42H36V41H34ZM69 42V41H68ZM84 42H87V41H84ZM100 42V41H99ZM7 42H5V44H6ZM59 43H61V42H59ZM192 43V42H191ZM28 44V43H27ZM30 44V43H29ZM41 44V43H40ZM46 44H47V41H46ZM45 44V45H46ZM48 44L50 45V43H49V41H48ZM82 44V43H81ZM84 44V43H83ZM91 44H92V42H91ZM4 45V44H3ZM7 45V44H6ZM38 45L39 44H37V48H38ZM51 45H52V43H51ZM54 45V44H53ZM111 45V44H110ZM115 45V46H114ZM231 45V44H230ZM1 46V45H0ZM5 46V45H4ZM84 46V45H83ZM82 46V47H83ZM234 46V45H233ZM34 47H36V46H34ZM81 47V46H80ZM235 47V46H234ZM3 48V47H2ZM173 48V47H172ZM171 48V49H172ZM41 49V48H40ZM50 49H51V47H50ZM53 49H54V47H53ZM55 49H57V46H56V48ZM77 49V48H76ZM5 50V49H4ZM33 50H35V48H33ZM39 50V49H38ZM37 49H36V51H38ZM45 50V49H44ZM43 50V51H44ZM66 50V49H65ZM263 50H264V48H263ZM52 51V50H51ZM23 52V51H22ZM28 52V51H27ZM31 52V51H30ZM34 53H35V51H33ZM40 51H38V53H39ZM46 52H48L47 50H46ZM54 52V51H53ZM52 52V53H53ZM55 52H56V50H55ZM54 52V53H55ZM65 52V51H64ZM8 53V52H7ZM44 53V52H43ZM51 53V54H52ZM53 53V54H54ZM60 53V52H59ZM86 53V52H85ZM3 54H5V53H3ZM26 54H28V53H26ZM50 54V55H51ZM56 54V53H55ZM55 54L54 55H51V56H53V57H55ZM110 54H112V53H110ZM110 54H106V56H108V55H110ZM165 54V55H164ZM189 54L190 53H188V55L187 56H189ZM38 55V54H37ZM39 55H42V54H39ZM48 55V54H47ZM50 55H49V60H48V62L50 61V58H53V57H50ZM103 55H104V57H106L105 56V54L103 53ZM191 55H192V53H191ZM203 55V54H202ZM216 55H218V54H216ZM3 56V55H2ZM25 56V55H24ZM43 56H45V55H43ZM58 56V54L56 55V57ZM59 56H60V54H59ZM204 56V55H203ZM263 55H261V57H262ZM4 57H6V56H4ZM34 57V56H33ZM32 57V58H33ZM35 57H36V55H35ZM46 57V56H45ZM117 57V58H118ZM182 57V56H181ZM195 57V56H194ZM30 58V57H29ZM28 58V59H29ZM60 58V57H59ZM58 57L56 58V61H57V63L59 64V63H61V60H59L58 61V59H59ZM185 58V57H184ZM188 58V57H187ZM190 58V57H189ZM188 58V59H189ZM192 58V60H193V56L191 57ZM200 58H203V57H201L200 56ZM217 58V57H216ZM1 59V58H0ZM27 59V58H26ZM35 59H39V58H35ZM48 59V58H47ZM47 59H46V61H47ZM183 59V58H182ZM186 59V58H185ZM218 59H220V58H218ZM255 59H258V58H256L255 57ZM261 59V58H260ZM263 59V58H262ZM3 60V62H1V60H0V63H2L3 64V66L5 65H7V62H6V64H4V60L5 59H2ZM7 60V59H6ZM9 60H11V58L9 59ZM40 60V59H39ZM53 60V59H52ZM51 60V61H52ZM54 60H55V58H54ZM191 60V61H192ZM206 60H207V58H206ZM12 61V60H11ZM29 61V60H28ZM35 61V60H34ZM46 61H45V63H46ZM50 61V62H51ZM56 61H54V62H56ZM183 61V60H182ZM188 60H185L184 62L185 63H182L183 65L185 64V66L187 67V64H186V62H187ZM191 61H188L189 63L191 62ZM194 61H195V63H194ZM200 61V60H199ZM197 59H195L194 58V60H193V63H194V65H200V64H197L196 62H199ZM219 61V60H218ZM242 61V60H241ZM240 61V62H241ZM24 62V61H23ZM27 62V61H26ZM25 62V63H26ZM36 62V61H35ZM49 62V63H50ZM63 62V61H62ZM102 62H104V61H102ZM101 62V64H100V66H97V68L99 69H97L98 71H99V73L102 75H108V71H109V67H107V64L104 62V63H102ZM187 62V63H188ZM221 62V59H220V61L218 62V63H220ZM260 62H263L264 63V60H262V61H260ZM30 63V62H29ZM41 63V62H40ZM54 64L55 65V67H56V65L57 66H59L58 64ZM188 63V64H189ZM192 63V62H191ZM200 63V62H199ZM204 63V61H202V64ZM207 63V64H206ZM223 63V62H222ZM222 63H220L221 65H222ZM241 63H243V62H241ZM263 63H262V67H264V65H263ZM1 64V65H2ZM12 64H15V63H12ZM34 64V63H33ZM42 64H44V62L42 63ZM41 64V65H42ZM51 65V67H49V65H47V63L46 64H44V66L45 65H47V66H41L42 68H43V70L44 69H50V70H52L53 71V74L54 75H52L51 73L49 74V76L51 75V77H50V79L51 80H49V76L46 78L48 81L47 82H53V84L54 83H57V80H60V78H62V76H61V72L59 73L58 71H56V73L54 72V70L52 69V68H54L53 67V63L51 62L50 63ZM161 64V63H160ZM159 64V66H157V64L156 63H154V65H153V67H152V70H153V73L155 72V74H154V79H156V73L158 72V70H159V68L158 67H160V66H163V65H160ZM245 64V63H244ZM243 64V65H244ZM253 64V63H252ZM30 65V64H29ZM36 65V64H35ZM193 65V64H192ZM192 65H188V67L190 66L191 67V73H192V69H193V71L195 70V66H194V68H192L193 66ZM207 65L209 66V68L210 69H212V72L214 71V74L210 71H207L205 68H202V67H207ZM219 65V64H218ZM255 65V64H254ZM2 66V67H3ZM4 66V67H5ZM31 66V65H30ZM34 66V65H33ZM38 66V65H37ZM62 66H65L64 65V63L62 64H60V66L59 67H56V68H54L55 70H59L58 68H60V67H62ZM67 67H68V65H66ZM93 66H95V65H93ZM110 66V65H109ZM146 66V65H145ZM204 66H202V67H200V69H196L195 71H196V74H194V76L196 77V78H199V79H201V80H199V82H201V81H203V82H201V84H203L204 83V81H206V83L204 84V85H199L200 83L199 82H197V80H196V82L195 83H197L200 87L201 86H203V87H207V88H204V89H206V94L208 93V95L206 96V97H204V96H202L203 95V91H205V90H203V87L201 88L203 91V93H202V98L203 99H201V101L200 100H197V101H199L200 103V106L202 107V109H201V111H202V113L200 114V113H196L197 112V110L195 111V110H193L195 107L197 108V107H199L198 105H196V103H194L195 104V107L193 106V108H189L190 109V111H188V114L186 115V116H188V118H186V120L188 119L189 120V122L191 123L194 119H195V115H197V114H199V115H201L202 116V118L204 119V116L205 117H208L209 116V119L211 118V117H214V118H220V117H222V116H224L225 115V113H228V112H226V110H225V107L228 105V104H230L229 106H231L232 105V103H234V101L232 102V98H231V96L228 94L229 92H227L228 91V88H227V90H225L226 89V87H228V86H224V87H222L221 88V86H220V83H219V81H217L218 83L217 84H215L216 83V80H214V79H216L215 78V74H220L219 73V71H218V69L216 68L217 67V65L216 64H214V63H212V62H209L208 60L205 62V64H204ZM248 66V65H247ZM3 67V68H4ZM40 67V68H41ZM47 67V68H46ZM171 67V68H170ZM251 67L253 68V66L251 65ZM37 68V67H36ZM62 68H66V67H62ZM62 68H61V71L62 72H64L66 69H64V70H62ZM70 68H71V66H70ZM96 68V67H95ZM166 68V67H165ZM209 68H208V70H209ZM230 68V67H229ZM250 68V67H249ZM4 69H6V68H4ZM15 69H17L16 67H15ZM14 69V67H11V70L13 71H16ZM167 69H168V71L170 70V72H172L171 74H173V71L174 70H172L173 68H172V66H170V64L169 65H167ZM186 69V68H185ZM243 69V68H242ZM254 69H257V68H253V70ZM10 70V69H9ZM31 70V69H30ZM38 70V69H37ZM69 70V69H68ZM68 70H66V71H68ZM111 70V69H110ZM113 70V69H112ZM181 70V69H180ZM180 70H179V73H180ZM190 70V69H189ZM247 70H248V68H247ZM246 70V71H247ZM253 70L251 71L250 69L247 71V72H249L250 71V75L248 76V75H246V77L245 78H249L250 76H251V74H254L253 76H255L256 77V75L255 74H258V73H256V72H258L259 71V69H257L258 71H254L253 72ZM3 71V72H2ZM6 71V70H5ZM4 70H1V67H0V168L4 171V169L6 170H12L11 172H15L18 168H20L21 167V165L23 164V158H22V156H21V152L24 150L23 148H21V149H23L22 151H19L20 150V147H22V144H23V140H25V139H23L22 140V138H25L26 137V135L28 134V133H26V132H24V129H25V127L26 126H24V125H26L27 124V122H25V116H27V115H25L24 116V114L22 115V111L21 112H19L20 114H18V113H16L17 115H15V114H12V110L13 109H9V108H11V107H9L8 105V103H5L6 101L5 100H7L6 99V97H4L5 96V94L4 93H2V94H4V96L3 95H1V92H3L5 89H4V87H5V85H4V82L2 81L1 82V79L2 80H6V78H4V76H3V74L5 75V72ZM39 71V70H38ZM206 71V72H205ZM243 71V70H242ZM17 72V71H16ZM41 72H43V71H41ZM49 72V71H48ZM68 72H70V71H68ZM149 72V71H148ZM187 72H189L188 70H187ZM216 72V73H215ZM244 72V71H243ZM260 72V71H259ZM262 72V71H261ZM39 73V72H38ZM44 73V72H43ZM46 73H47V71H46ZM93 73V72H92ZM110 73V72H109ZM121 73V74H122ZM190 73V72H189ZM210 73V74H209ZM241 73V72H240ZM246 73V72H245ZM9 74V73H8ZM47 74V75H48ZM62 74H64V75H66L67 74V72H66V74H65V72L64 73H62ZM95 74V73H94ZM111 74H113V73H111ZM117 74H119L118 72H117ZM213 74V76H214V79H213V77L211 76ZM217 74V76H219ZM225 74V73H224ZM243 74V73H242ZM248 74V73H247ZM12 75V74H11ZM41 75H46V74H41ZM100 75V76H101ZM182 75V74H181ZM186 75V74H185ZM13 76V75H12ZM38 76V75H37ZM57 76V77H56ZM67 76H69L68 74H67ZM67 76H63V81H58V82H61L62 84L65 82V83H67L66 81V79H64V77H67ZM92 76H94V75H92ZM97 71H96V78H97ZM99 76V77H100ZM138 76V77H137ZM174 76V75H173ZM237 76V75H236ZM239 76V75H238ZM245 76V75H244ZM252 76V78H254ZM262 76V75H261ZM70 77H72V79H73V76H70ZM84 77V76H83ZM103 77V76H102ZM102 77H100V78H102ZM112 77V76H111ZM114 77V76H113ZM118 76H116V78H117ZM144 77V78H145ZM149 77V76H148ZM151 77V76H150ZM191 77V76H190ZM209 77L211 78L212 77V79H209ZM234 77H235V75H234ZM240 77V76H239ZM7 78H8V76H7ZM34 78V77H33ZM68 78V77H67ZM79 78L81 79V77L79 76ZM108 78H109V76H108ZM192 78H193V75H192ZM218 78V77H217ZM219 78H220V76H219ZM236 78H238V77H236ZM247 78V79H248ZM251 78V79H252ZM83 79H85V78H83ZM103 79V78H102ZM101 79V80H102ZM110 80H111V78H109ZM118 79V78H117ZM179 79H181V80H185L184 82H188L189 80H186L183 76H181ZM209 79V80H208ZM246 79V80H247ZM250 79V78H249ZM254 79H256V78H254ZM260 79V78H259ZM33 80V79H32ZM40 80V79H39ZM44 80V79H43ZM62 80V79H61ZM65 80V81H64ZM74 80V79H73ZM82 80V79H81ZM97 80V79H96ZM99 80V79H98ZM104 80H106L105 79V77H104ZM110 80H109V82H110ZM137 80V79H136ZM135 80V81H136ZM158 80V79H157ZM219 80V79H218ZM226 80V79H225ZM258 80V79H257ZM257 80H255V81H257ZM262 80V79H261ZM9 81V80H8ZM68 81H70V80H68ZM114 81H115V79H114ZM121 81V80H120ZM124 81V80H123ZM134 81V80H133ZM178 81H180V80H178ZM177 81V82H178ZM207 81H209V82H207ZM222 81H223V79H222ZM252 81V80H251ZM254 81V80H253ZM252 81V82H253ZM5 82H7V81H5ZM97 82V81H96ZM101 82V81H100ZM112 82V81H111ZM117 83H118V81H116ZM125 82V81H124ZM123 82V83H124ZM140 82H142L141 80H140ZM181 82V81H180ZM210 82H212V84H213V86H211L212 84L210 83ZM224 82H226V81H224ZM247 82V81H246ZM61 83H59V84H61ZM86 83V82H85ZM93 83V82H92ZM98 83V82H97ZM103 83V82H102ZM122 83V82H121ZM139 83V82H138ZM155 83H156V80H155ZM193 83V82H192ZM207 83H208V86H207ZM251 83V82H250ZM263 82H261L260 84H262ZM8 84V83H7ZM11 84V83H10ZM52 84V83H51ZM90 84V83H89ZM88 84V85H89ZM119 84V83H118ZM125 84V83H124ZM124 84H122V85H124ZM137 84V83H136ZM197 84H195V86L197 85ZM210 84V85H209ZM215 84V85H214ZM223 84V83H222ZM225 84V83H224ZM227 84V83H226ZM252 84V83H251ZM264 84V83H263ZM58 85V84H57ZM57 85L55 86V90H57L58 91V89L60 90V87H59V85H58V89L56 88L57 87ZM99 85V84H98ZM113 85H115V84H113ZM117 85V84H116ZM121 85V84H120ZM191 85V84H190ZM206 85V86H205ZM217 85V86H216ZM245 85H248V84H245ZM7 86H9V85H6V87ZM52 86V85H51ZM54 86V85H53ZM60 86H63V85H60ZM86 86V85H85ZM126 86V85H125ZM175 86V85H174ZM183 82L181 83V88H183ZM192 86V85H191ZM190 86V87H191ZM199 86H196L195 88H198ZM230 86H231V84H230ZM232 86H234V85H232ZM263 86V85H262ZM261 86V87H262ZM5 87V88H6ZM12 87H14L13 85H12ZM153 87V86H152ZM185 87V86H184ZM187 87V86H186ZM200 87H199V92H200ZM249 87V86H248ZM258 87H260V86H258ZM257 87V88H258ZM260 87V88H261ZM9 88V87H8ZM48 88V87H47ZM87 88V87H86ZM99 88H100V86H99ZM235 88H236V86H235ZM252 88V87H251ZM4 89V90H3ZM63 89V88H62ZM66 89H67V87H66ZM96 89H98V88H96ZM95 89V91H97ZM128 89H130L129 87H128ZM184 89V88H183ZM3 90V91H2ZM69 89H67V90H65V91H61V92H65L66 94V96H67V93H70L69 91H68ZM71 90V89H70ZM89 89H87V92L89 93V92H91L90 90L88 91ZM99 90V89H98ZM101 90V89H100ZM98 91V93H100L101 91ZM104 90V89H103ZM153 90V89H152ZM188 90V89H187ZM226 91V93L224 92V91ZM233 90V89H232ZM253 90V89H252ZM261 90H264V89H261ZM107 91V90H106ZM109 91V90H108ZM113 91V90H112ZM117 91L118 90H116L115 92L117 93ZM160 91V90H159ZM197 91V92H198ZM223 91L225 94H228L229 95V97L230 98H228V99H230V101L228 102V104L225 102V101H223L224 99H222L220 96H223L222 94H221V92ZM229 91H231L230 89H229ZM251 91V90H250ZM60 92V93H61ZM104 92H105V90H104ZM104 92H102V93H104ZM119 92V91H118ZM122 91H120V93H121ZM129 92V91H128ZM155 92V91H154ZM157 92V91H156ZM179 92H180V90H179ZM233 92V91H232ZM8 93V92H7ZM84 93V92H83ZM93 93V92H92ZM97 93V92H96ZM97 93V95H99V96H101L100 94H102V93H100V94H98ZM110 93H111V89H110ZM109 92L108 93H106L105 94V98H107L106 100V103H108V100H112L113 98L115 99V93H113L112 92V95L113 96H111V94H110ZM126 93V92H125ZM133 93V92H132ZM190 93V92H189ZM10 94V93H9ZM35 94V93H34ZM53 94V93H52ZM63 94V93H62ZM91 93H89V95H90ZM119 94V93H118ZM158 94V93H157ZM199 94L200 93H198V97H200L199 96ZM253 94V93H252ZM8 95V94H7ZM11 95V94H10ZM56 95V94H55ZM57 95H58V93H57ZM56 95V96H57ZM83 95V94H82ZM81 95V96H82ZM94 95V94H93ZM121 95V94H120ZM150 95V94H149ZM153 95H155V94H153ZM193 95H195V94H193ZM204 95H205V93H204ZM13 96V95H12ZM23 103L24 104H26L27 106H28V108H29V113H30V118H32V120H33V123L35 122V123H39L38 122V114L39 113H37L38 111V108H37V106H36V104H42L43 102L45 103V99L44 98H34V96H30V94H28L27 92H24L23 93ZM35 96H36V94H35ZM60 96V95H59ZM65 96V97H66ZM77 96V95H76ZM75 96V97H76ZM81 96H79L80 98H81ZM116 96H119V95H116ZM134 96H136V95H134ZM190 96V95H189ZM62 97V96H61ZM64 97V96H63ZM63 97L61 98V99H63ZM69 97V96H68ZM71 97V96H70ZM69 97V99H72L73 97H74V95H73V97H71L70 98ZM74 97V99H76ZM78 97V98H79ZM86 97H89V96H87L86 95ZM91 97V96H90ZM97 97V99H99L98 98V96H96ZM96 97H94V98H96ZM111 97V98H110ZM113 97V98H112ZM121 97L122 98H124L125 97V95H124V97L121 95ZM121 97H120V99H121ZM137 97V96H136ZM192 97V96H191ZM233 98H234V96H232ZM5 98V99H4ZM77 98V99H78ZM85 98V97H84ZM92 98V97H91ZM117 98V97H116ZM129 98H131V100H132V98L133 97H129ZM143 98H145V97H143ZM142 98V100L139 98V99H137V100H141V101H139L140 103H138L137 104V106H133L132 104V106L134 107V108H131V109H129L125 114L123 113V112H120L121 114L123 113V115H126V116H124L125 118H126V120L128 121V123H126V124H129V122H130V125H126L125 127L126 128H123V132H124V139H120V137H119V139L121 140L120 142H115V143H112V144H108V145H106L105 147H100V151L98 152V151H96V152H98V153H96V154H93L92 156H90V159L93 161V160H95V162L93 163V166H94V168H95V170L96 171H93V172H96V173H98L99 174V179L98 180H100V183H104L103 185V189L102 190H104V189H106L107 190V188L109 189V180L110 179H116V180H113V182L114 181H116V182H114L115 184H112L113 185V187H116L117 188V186H116V184H118L119 183V181L122 183V182H126L127 180V178L128 177H126V176H128V175H126V173H124L123 171V167H121L122 166V164L121 163H125V164H128L130 167H131V165L135 162V160H137V159H130V160H128V159H122V157H126V156H128L130 153H131V151L132 150H134V149H137L136 147L138 146V145H141V142H146L147 143V141L149 140L148 138L151 136V139H150V143L148 142L147 144H146V146H150V147H152V151H151V162L152 163H154V164H161V165H167L168 166V164L170 163V165H173V163H171L172 161H175V158L176 157H178L179 158V156H177L176 155V151H175V149H178L179 147H181L180 145H181V142H180V140L178 141V142H180L179 144V147L177 148V146H176V144H177V142L175 143V142H173V140L174 139H171L169 136H170V134L167 132L168 130H166V131H164L166 128H167V125H164V126H162L161 128L158 126L161 122H163V120L160 122V121H158V122H160L159 124H158V122H156V120L157 119H160L159 118V115H161V112H160V109H159V106L157 105V103H155V102H153L152 101V99H150L151 97H149V99L147 100V99H143ZM227 98V97H226ZM65 100V98H64V100L67 102V105L69 104L68 103V101H70V100ZM73 99V100H74ZM76 99V100H77ZM82 99V98H81ZM81 99H79V101L81 100ZM103 99V98H102ZM198 99V98H197ZM235 99H236V97H235ZM239 99V98H238ZM243 99V98H242ZM263 99H264V97H263ZM10 100V99H9ZM49 100H51V99H49ZM49 100L47 99L46 100V102L48 101L49 102ZM54 100H56L55 99V97H54ZM83 100V99H82ZM96 100V99H95ZM100 100H101V98H100ZM105 100V99H104ZM116 100V99H115ZM114 100V101H115ZM119 100V99H118ZM125 100V99H124ZM123 100V101H124ZM193 100H195V99H193ZM57 101V100H56ZM72 101V100H71ZM70 101V102H71ZM90 101H91V99H90ZM94 101V100H93ZM103 101V100H102ZM196 101V100H195ZM12 102H15V101H12ZM47 102V103H48ZM111 102V101H110ZM109 102V103H110ZM113 102V101H112ZM117 101H115V103H116ZM119 102V101H118ZM117 102V103H118ZM132 102V101H131ZM192 102V101H191ZM256 102V101H255ZM11 103V102H10ZM83 103H85V102H83ZM116 103V104H117ZM125 103V102H124ZM137 103V102H136ZM188 103H190L189 101H188ZM6 104H8V105H6ZM52 104H53V102H52ZM52 104H50V102H49V104H48V108H51V111H49L48 112V114H49V117L48 118H46V121H45V127H46V129H45V131H46V134H47V136H48V138H49V143H51L52 144V148H55L57 151H56V153L55 154H53V156H57L56 154L58 153V151L62 148L61 147V144H63V146H65V150H66V148L68 149V151H70L74 156L77 154V153H79L78 151V146H79V140H77V139H81V137H83L82 135H86V132L88 131V127H84V125H81V123H82V121H83V124H86L85 123V121L83 120V115H81L82 114V112H81V114H80V112H78L77 110H78V108H77V105H79V104H76V110L74 111V112H76L75 113V115H73L74 113H70V112H68L69 110L68 109H66V111H64V109H57V107H56V105H53V106H51ZM75 104V103H74ZM115 104V105H116ZM119 104V103H118ZM123 104V103H122ZM130 104V103H129ZM193 104V105H194ZM226 104V106H224ZM60 105H62V104H60ZM83 105V104H82ZM86 105V104H85ZM120 105V104H119ZM124 105V104H123ZM9 108H8V107ZM14 106H15V104H14ZM16 106H17V104H16ZM15 106V107H16ZM19 106V105H18ZM47 106V105H46ZM71 106V108L73 107L72 105H71V103L69 104V107ZM100 106V105H99ZM117 106V105H116ZM127 106H128V104H127ZM126 105H125V107H127ZM189 106V105H188ZM75 107V106H74ZM73 107V108H74ZM78 107H80V105L78 106ZM83 107V106H82ZM81 107V108H82ZM124 107V108H125ZM129 107H130V105H129ZM228 107V106H227ZM232 107V106H231ZM24 108V107H23ZM59 108V107H58ZM84 108H85V106H84ZM123 108V107H122ZM123 108V109H124ZM185 108L186 109H188L186 106L184 107V110H185ZM200 108V107H199ZM18 109L19 110H21L20 109V107H18ZM25 109V108H24ZM121 109V105H120V108L118 109V110H120ZM128 109V107L126 108V110ZM192 109V110H191ZM227 109V108H226ZM229 109H231V110H229V111H231L232 113L235 111V110H237L236 109V107H232V108H230L229 107ZM11 110V111H10ZM16 110V109H15ZM15 110H13V111H15ZM125 110V109H124ZM18 111V110H17ZM23 111H25V110H23ZM27 111V110H26ZM26 111H25V113H26ZM28 111H27V113H28ZM71 111H73V110H71ZM80 111V110H79ZM121 111V110H120ZM200 111V110H199ZM198 111V112H199ZM261 111V110H260ZM125 112V111H124ZM163 112V111H162ZM181 112V111H180ZM231 112H229V114H232ZM102 113V112H101ZM184 113V112H183ZM187 113V112H186ZM80 114V115H79ZM105 114V113H104ZM103 114V115H104ZM228 114V116H230ZM88 115H90L89 114V112H88ZM94 115V114H93ZM165 115V114H164ZM221 115V116H220ZM227 115V114H226ZM106 116V115H105ZM116 116V115H115ZM183 116H185V115H183ZM198 116V115H197ZM227 116V117H228ZM232 116V115H231ZM230 116V117H231ZM261 116V115H260ZM88 117V116H87ZM90 117V116H89ZM262 117V116H261ZM260 117V118H261ZM95 118V117H94ZM109 118V117H108ZM197 118V117H196ZM212 119V122H215L216 120L215 119ZM89 119H91V118H89ZM92 119H93V117H92ZM97 119V118H96ZM103 119H105V118H103ZM111 119V118H110ZM113 119H116L115 117L113 118ZM162 119V118H161ZM203 119H202V121H203ZM226 119V118H225ZM94 120V119H93ZM102 120V119H101ZM108 120V119H107ZM226 120H228V119H226ZM226 120H224V121H226ZM231 120V119H230ZM235 120V119H234ZM233 120V121H234ZM261 120H262V118H261ZM110 121V120H109ZM198 121V120H197ZM209 122V120H208V118H207V120H206V122ZM211 121V120H210ZM218 122L217 123H220L219 122V119L217 120ZM220 121H221V119H220ZM224 121H221V123L220 124H222V123H225L226 124V122H224ZM233 121H232V123H233ZM55 122H58V123H55ZM95 122V121H94ZM102 122V121H101ZM185 122V121H184ZM195 122H196V119H195ZM205 122V121H204ZM231 122V121H230ZM26 123V124H25ZM115 123V122H114ZM157 123V124H156ZM232 123H228L230 126H231V129L234 127L233 126V124ZM98 124V123H97ZM189 124V123H188ZM205 124V123H204ZM208 124V123H207ZM206 124V125H207ZM209 124H210V122H209ZM208 124V125H209ZM215 124V123H214ZM227 124V125H228ZM262 124V123H261ZM36 124H34V126H35ZM161 125H163V124H161ZM185 125H187L186 123H185ZM192 125V124H191ZM194 125H196V123L195 124H193V126ZM217 125V124H216ZM219 125V124H218ZM33 126V125H32ZM88 126V125H87ZM97 126V125H96ZM104 126V125H103ZM127 126H129V127H127ZM189 127H190V125H188ZM223 126H224V124H223ZM226 126V125H225ZM233 126V127H232ZM254 126V125H253ZM30 127V126H29ZM62 128V127H64L65 128V130H67L68 128H66V127H74L76 130H77V133L75 132V134H74V136L73 135H70V134H64L63 135V133L62 134H60L59 133V128ZM165 129H164V128ZM169 127V126H168ZM211 127V126H210ZM215 127V126H214ZM227 127V126H226ZM23 128V129H22ZM64 128H62V129H64ZM85 128V129H84ZM107 128V127H106ZM113 128H116V127H114V125H113ZM185 128V127H184ZM207 129H208V127H206ZM205 127H204V129L202 128V129H197L196 130V133L195 134H202V133H204L205 132V130H207ZM14 129H19V131L17 132V134L14 136V138H13V135L14 134H12V132H13V130ZM87 129V130H86ZM92 129V128H91ZM164 129V130H163ZM169 129V128H168ZM225 129V128H224ZM235 129V128H234ZM16 130V131H17ZM31 130V129H30ZM97 130V129H96ZM95 130V131H96ZM159 130H161L160 132H159ZM171 130V129H170ZM170 130H169V132H170ZM230 130V129H229ZM233 130V129H232ZM251 130H252V128H251ZM259 130V129H258ZM27 131V130H26ZM74 131V130H73ZM91 131V130H90ZM92 131H93V129H92ZM115 131V130H114ZM117 131H119V130H117ZM159 132V134H156V133H158ZM257 131V130H256ZM31 132V131H30ZM72 132V131H71ZM122 132V133H123ZM172 132L173 131H171V134H172ZM222 132V131H221ZM227 132V131H226ZM253 132V131H252ZM24 133H26V135L24 134ZM65 133H66V131H65ZM69 133V132H68ZM89 133H91V132H88V134ZM104 133V132H103ZM145 133H150L151 135L147 138L148 140L146 141V140H144V139H142V136L144 137V135H145ZM153 133H155L156 135H154ZM230 133V132H229ZM232 133V132H231ZM259 133H260V131H259ZM93 134V133H92ZM213 134H215V133H213ZM228 134V133H227ZM25 135V136H24ZM66 135V136H65ZM99 134H97V136H98ZM147 135V134H146ZM174 135V134H173ZM177 135V134H176ZM192 135V134H191ZM206 135V134H205ZM88 137H89V135H87ZM94 136V135H93ZM175 136V135H174ZM187 136H188V134H187ZM204 136V135H203ZM257 136V135H256ZM258 136H260V135H258ZM257 136V137H258ZM86 136H84V138H85ZM101 137H102V134H101ZM101 137H98V138H101ZM107 137H108V135H107ZM122 137V136H121ZM193 137V136H192ZM191 137V138H192ZM205 137H207V136H205ZM205 137H203V138H205ZM14 139V140H12V139ZM28 138V137H27ZM34 138V137H33ZM62 138H63V140H62ZM92 138V137H91ZM96 138V137H95ZM117 138V137H116ZM190 138V139H191ZM209 138V137H208ZM261 138H262V136H261ZM83 139V138H82ZM89 139V138H88ZM103 139V138H102ZM109 139H111V138H109ZM115 139V138H114ZM141 139L142 140H144V141H141ZM175 139H177V138H175ZM260 139V138H259ZM31 140V139H30ZM97 140V139H96ZM106 140V139H105ZM118 140V139H117ZM184 139H182V141H183ZM187 140V139H186ZM199 140H201V139H199ZM205 140V139H204ZM23 141V142H22ZM85 141H87V139H85ZM84 140H83V145H84V142H85ZM93 141V140H92ZM119 141V140H118ZM210 141V140H209ZM46 142V141H45ZM56 142V143H55ZM90 142V140L88 141V143ZM94 142V141H93ZM193 142V141H192ZM49 143H48V145H49ZM54 143L55 144H57V145H55L54 146ZM66 143V145H64ZM82 143V142H81ZM97 143H98V141H97ZM101 143V142H100ZM194 143V142H193ZM204 143H208V142H204ZM95 144V143H94ZM104 144V143H103ZM103 144H101V145H103ZM126 144H129V146L125 149V150H123L124 149V145H126ZM183 144V143H182ZM185 144V143H184ZM192 144V143H191ZM190 144V145H191ZM82 145V146H83ZM91 145V144H90ZM100 145V146H101ZM143 145V147H144V143L142 144ZM173 145H175V147L173 146ZM208 145H210V143H208ZM81 146V145H80ZM92 146H93V144H92ZM96 146V145H95ZM139 147V146H138ZM141 147V146H140ZM182 147H185V146H182ZM191 147V146H190ZM192 147H193V145H192ZM205 147V146H204ZM83 148H85V147H83ZM98 148V147H97ZM200 148V147H199ZM198 148V149H199ZM202 148V147H201ZM207 148V147H206ZM85 149H87V148H85ZM180 149H183V148H179L178 149V151L179 152H181L180 151ZM48 150H49V148H48ZM47 149H46V151H48ZM78 150V151H77ZM82 150V149H81ZM80 150V151H81ZM97 150V149H96ZM141 150V149H140ZM203 150V149H202ZM205 151H206V149H204ZM63 151V150H62ZM183 151V150H182ZM186 151V150H185ZM184 151V152H185ZM208 151V150H207ZM213 151V150H212ZM211 151V152H212ZM60 152H61V150H60ZM59 152V153H60ZM69 152V153H70ZM77 152V153H76ZM179 152H178V155H179ZM193 152V151H192ZM143 153V152H142ZM145 153V152H144ZM188 152L186 151V154H187ZM206 153V152H205ZM208 153V152H207ZM206 153V154H207ZM48 154H49V152H48ZM182 154V153H181ZM184 154V153H183ZM182 154V156H184V155H186V154H184L183 155ZM224 154V153H223ZM222 154V155H223ZM59 155V154H58ZM145 155V154H144ZM210 155V154H209ZM74 156H72V157H74ZM211 156V155H210ZM71 157V158H72ZM149 157V156H148ZM185 157V156H184ZM188 156H186V158H187ZM75 158V157H74ZM134 158V157H133ZM178 158H176V159H178ZM147 159V158H146ZM185 160H187V159H185ZM74 161H76V160H74ZM91 161V162H92ZM138 161V160H137ZM188 161H190V158L188 159ZM148 162V161H147ZM50 163H52V159H51V162ZM141 163H142V161H141ZM53 164V163H52ZM72 164V163H71ZM175 164V163H174ZM74 165V169H75V171H77L76 173H75V182H74V184L75 185H73V188H72V190L69 192L70 193V196L71 197H67V199L66 200H63L62 198H64L63 196H66L67 194H63V193H61V194H59V196H58V193H56V195L58 196V205L57 206H59V209H58V211H59V213H60V211H61V213H60V220L62 221V219L68 224V225H70V224H72V226L75 228V231L77 232L76 233V236H75V239L72 241V239L74 238V237H71L70 235H69V233H68V231L67 230H71L70 228L68 229L67 228V226L68 225H65L66 223H64V225L63 226H65L67 229H66V231H67V235L69 236L68 237V239L69 238H72L71 239V242H72V245H73V243H75V246H73V252H74V254L75 255H73V257H75L76 258V256H84V257H86L85 259H86V261L90 264V262L92 263V264H98L99 263V261L97 260V258L98 257H94L93 258V254H94V252H96L95 250H98V248L100 249V251H103V247L105 246V247H107L108 245H107V243L109 244L110 243V241L107 239H105V237H106V235H107V232H108V227H109V225H108V227H107V231H106V227H104L101 231H100V229L98 228L99 226L97 225V226H95V228H93L94 226H89V224L88 223H86V215L85 214H87L86 213V210H87V212H89V210H90V205H92V201L94 200V198L91 196V198H93V200L92 199H89V194H87V195H85V196H81L80 194L86 189V185L87 184H84L88 179H87V174H85V171H82V169H81V165L79 164V163H74L73 164ZM128 165L126 166V169H125V171L127 172V174H129V171L132 169H130V168H128ZM134 165V164H133ZM148 165V164H147ZM49 166V165H48ZM47 166V167H48ZM135 166V165H134ZM134 166H133V168H134ZM157 166V165H156ZM3 167V168H2ZM49 167H53V166H51V164H50V166ZM141 167V166H140ZM62 167H61V165H60V163H58V166H57V168H56V171L57 172H54V171H51V170H45V169H42V170H40L39 172H38V174H37V178H35V179H37V181H35V179H34V181H35V183L38 185V186H40L41 184H43V183H46L48 180V177H58V178H60L61 180H62V178H61V176H60V173H63L62 171V169H61ZM137 168V167H136ZM169 168H170V166H169ZM171 168H172V166H171ZM130 169V170H129ZM177 169V168H176ZM180 169V168H179ZM134 170V169H133ZM137 170V169H136ZM178 170V169H177ZM182 170V169H181ZM196 170V169H195ZM135 171V170H134ZM138 171H140V170H138ZM143 171V170H142ZM8 172V171H7ZM11 172H9L10 174H11ZM13 172V173H14ZM131 173H133V172H131ZM244 173V172H243ZM8 174V173H7ZM7 174H5V173H1V170H0V264H22V262H24V261H22L21 262V260H23V259H20V262L21 263H19V262H17L18 260L16 259L17 257H14V255H12L13 253H14V251L13 250H15L14 248H13V250H12V252H11V250H9V246H7L6 244H5V238L7 239L8 238V236L9 237H11L12 236V234H14V233H16V231H18L19 232V230L22 228V229H24V228H30L31 229V227H33V226H36V224H37V222L40 220V218H42L45 214H46V212H45V214L43 215V213L42 212H44L45 210V208L43 209V203L45 202H48V201H51V199L50 198H52V197H49V196H42V197H40V195H39V197L40 198H36L35 200L33 199H31V198H29V195H30V193H29V189H28V187H29V185L27 186L24 182L26 181H23V182H17V180L16 179H14L13 177H10V176H7ZM42 174H44V175H42ZM134 174L135 173H133V175L132 176H134ZM141 174V173H140ZM246 174V173H245ZM125 175V176H124ZM130 175V174H129ZM143 175V174H142ZM123 176L125 177V178H123ZM131 176V177H132ZM143 177H145V176H143ZM142 177V178H143ZM150 177H152V176H150ZM26 177H22V180L23 179H25ZM134 178V177H133ZM135 178H138V177H135ZM1 179H3V182L1 181ZM56 179V178H55ZM59 179V180H60ZM130 179V178H129ZM20 180V179H19ZM29 180H30V178H29ZM144 179H142V181H143ZM242 181L243 180H245V179H241ZM131 181V180H130ZM235 181H236V179H235ZM5 182H9V183H11L12 185H15V186H17L19 189H20V192H19V194H18V192H14V190H13V186H11V187H13V188H10V186H9V184H6L5 185ZM27 182V181H26ZM57 182L59 183V181L57 180ZM90 182V181H89ZM128 182V181H127ZM148 183H146V184H144V183H142V184H140V186H135L132 182V187L129 185V188H127L126 186H124V187H126L127 188V190L126 191H129V192H135V193H142V196H141V199H143L144 197L146 198V201L147 202H144V203H149L150 204V206L148 207L149 208V211H147L146 212V214L145 213H143V214H145L146 216H149V218H151L152 217V215H155V217H153V218H151V219H149L148 217V220H152L153 221V228H154V230L156 231V232H153V233H156L155 235L157 236V238L158 239H162L165 235H164V233H163V230H165L166 231V229L165 228H167V225L168 226H170V228L171 229H173V230H178V229H176L175 227H173L172 226V224L173 225H178L177 224V219H180L181 220V222L184 220V221H187V218L190 216H187L188 214L186 213V211L184 212L183 211V209H182V206L180 205V201H178V199L176 198V196H175V194L174 193H179V190L175 187V186H173V185H171L170 183H163V182H161L159 179H154V178H150V179H148V181H147ZM120 183V184H121ZM138 183V182H137ZM139 183H141V182H139ZM244 183V182H243ZM73 184V183H72ZM89 184V183H88ZM123 184V183H122ZM115 185V186H114ZM246 185V184H245ZM9 186V187H8ZM89 187V186H88ZM121 187V186H120ZM136 187V188H135ZM245 187H247V186H245ZM91 188V187H90ZM64 189V188H63ZM121 189V188H120ZM221 187H219V188H217L215 191H216V193H218V194H220L221 193V196L222 195H227V194H229V192H231L232 193V191L233 190H231L230 189V191H228V190H226L225 192H222L221 191ZM227 189H229V188H227ZM16 190V189H15ZM101 190V191H102ZM109 190H111V187H110V189ZM114 190V189H113ZM182 192H183V190H181ZM235 191V190H234ZM98 192V190H93V193L94 194H98L97 193ZM113 192V191H112ZM55 193V192H54ZM80 193V194H79ZM109 193V192H108ZM115 193V192H114ZM116 193L118 194V191H116ZM91 194V193H90ZM102 194V193H101ZM105 194V193H104ZM107 194V193H106ZM111 194V193H110ZM233 194V193H232ZM77 195H79L78 197H77ZM83 195V194H82ZM111 195H113V193L111 194ZM110 195V196H111ZM116 195V194H115ZM191 195V194H190ZM189 195V196H190ZM22 196V197H21ZM75 196V197H74ZM98 196H101V195H99L98 194ZM107 196V195H106ZM109 196V195H108ZM147 196H148V198H147ZM49 197V198H48ZM74 197V198H73ZM118 197V196H117ZM178 197V196H177ZM22 198H24V199H22ZM101 197H99L98 199H100ZM104 198V197H103ZM111 198V197H110ZM113 198V197H112ZM115 199H116V197H114ZM54 199H55V197H54ZM73 199V200H72ZM98 199H96L95 198V200H94V203L96 202V200L98 201ZM105 199V198H104ZM191 199V198H190ZM22 200L24 201L25 200V202L26 203H28V204H30L31 202H34L35 204H37V205H39V207L41 206V205H43V206H41V209H43L42 211H41V213H40V217H39V212H38V210H37V212H38V214H36V213H34V212H32L33 211V208L30 210V207H33V206H25L26 204H25V202H23L22 203ZM53 200V199H52ZM56 200H57V198H56ZM73 201L72 203H71V201ZM55 201V200H54ZM106 201V200H105ZM119 201V200H118ZM142 202V201H141ZM197 202V201H196ZM200 202V201H199ZM100 203V202H99ZM121 203H123V202H121ZM120 203V206L122 205ZM23 204H25V205H23ZM57 204V203H56ZM96 204V203H95ZM115 204H117V203H115ZM142 204V203H141ZM198 204V203H197ZM100 205V204H99ZM103 205V204H102ZM148 205V204H147ZM200 205V204H199ZM46 206V205H45ZM115 206V205H114ZM118 206V205H117ZM131 205H129V206H124V205H122V207L121 208H119V209H124V208H128V207H130ZM94 206H92V208H93ZM109 207L110 206H108V210H109ZM183 207H185V206H183ZM200 207H202V205H200ZM99 208H100V206H99ZM127 208L126 209H124V210H126L127 211ZM186 208V207H185ZM35 209V208H34ZM36 209H37V207H36ZM35 209V210H36ZM40 209V208H39ZM40 209V210H41ZM94 209H95V207H94ZM102 209V208H101ZM107 209V208H106ZM105 209V210H106ZM116 209H117V207H116ZM144 209V208H143ZM39 210V211H40ZM104 210V209H103ZM107 210V211H108ZM146 210H147V208H146ZM189 210V209H188ZM187 210V211H188ZM191 210V209H190ZM94 211V210H93ZM112 211H114V209L113 210H111V212ZM121 211V210H120ZM212 211V210H211ZM96 212H99V211H96ZM118 212H119V210H118ZM117 212V213H118ZM125 212V211H124ZM130 212V211H129ZM129 212H128V214H129ZM101 213V212H100ZM127 213V212H126ZM147 213H148V215H147ZM95 214V213H94ZM119 214V213H118ZM133 214H134V212H133ZM140 214V213H139ZM141 214H142V212H141ZM187 214V215H186ZM35 215H38V216H35ZM43 215V216H42ZM89 215V214H88ZM97 215H98V213H97ZM101 215V214H100ZM114 215V214H113ZM112 215V216H113ZM126 215V214H125ZM130 215H132V214H130ZM136 215V214H135ZM193 215V214H192ZM105 216H106V214H105ZM110 216V215H109ZM115 216H116V212H115ZM126 216H128V215H126ZM138 216V213H137V215H136V217ZM142 216V217H141ZM98 217V216H97ZM121 218L122 217H124V216H120ZM120 217H117V218H119L120 219ZM144 217V215H139V220L138 219H135L134 218V216H133V220L131 221V219H132V217H128V218H130V219H128V218H126V219H128V220H126L125 218H123V219H125V223H124V221L123 222H121L120 223V225L122 224V223H124V225L126 226L127 225V222L130 220L131 221V223L130 222H128V223H130L131 225H127L126 227L128 228V227H130L131 226V228L133 227V224H135L134 225V228H135V226H139L138 227V229H136V230H138V234L140 235V237H135V235L132 237V235H125L127 232L126 231H130V229L131 228H129V230H125L126 228L124 227V229H123V224H122V226H120V225H118V223L120 222L119 220V222L117 223V224H115V225H118V226H120L121 227V229H123L124 231H122L121 229H119V230H117L118 232H120L121 233V235H120V233H119V238H121V240L120 241H118V243H117V246L116 245H113V243H111L113 246H116V247H120L121 248V253L120 254H122V256L119 258V257H117L118 255H117V252L115 251V250H113L114 249V247H111V246H109V247H111V248H109V249H107V250H109V251H106V249H105V251H103V253H104V255H105V258H106V256H108V253H110V252H112L111 254L112 255H110V256H108V257H113L114 256V254H115V257L116 258H119L120 260H123L124 258L123 257H127V258H125V261L123 260V262H125V263H123L122 262V264H128V263H126V261L127 260H129L128 259V257L129 258H132L131 256H133L134 255V252H135V249L136 248H134L133 247V245H131L130 243L131 242H133V241H137V242H139V243H141V238H142V236L144 237L145 235V233H144V231L143 230H145V229H143V228H145V227H143V228H141L140 226H141V222H143V220H145V218H143ZM193 217V216H192ZM191 217V218H192ZM38 218H39V220H38ZM43 218H45V217H43ZM47 218V217H46ZM62 218V219H61ZM93 218H95V217H93ZM113 218V217H112ZM140 218H143L142 219V221H141V219ZM146 218V219H147ZM91 219V218H90ZM99 219V218H98ZM98 219H96V220H98ZM162 219V220H161ZM190 218H188V220H189ZM38 220V221H37ZM91 221V220H90ZM95 221V220H94ZM104 221V220H103ZM108 221V220H107ZM114 221V220H113ZM212 221V220H211ZM36 222V224L34 225V223ZM40 222V221H39ZM39 222H38V224H39ZM45 221H43V222H40V223H44ZM190 222V221H189ZM210 222V221H209ZM213 222V221H212ZM96 223V222H95ZM101 223H103L102 221H101ZM100 223V224H101ZM108 223H109V221H108ZM183 223V222H182ZM191 223V222H190ZM211 223V222H210ZM42 224H41V226H42ZM50 224V223H49ZM92 224V223H91ZM93 224H94V222H93ZM110 224V223H109ZM112 224H113V222H112ZM184 224V223H183ZM194 224V223H193ZM197 224V223H196ZM206 224L208 225V222H206ZM205 223H204V225H206ZM212 224V223H211ZM214 224V223H213ZM44 225V224H43ZM59 225H61L60 223H59ZM104 225V224H103ZM114 225V224H113ZM198 225V224H197ZM105 226V225H104ZM111 226V225H110ZM211 227H212V225H210ZM64 227V228H65ZM97 227V228H96ZM102 227V226H101ZM117 227V226H116ZM116 227H115V229H116ZM207 227V226H206ZM209 227V226H208ZM207 227V228H208ZM246 227V226H245ZM34 228H36V227H34ZM33 228V229H34ZM111 228V227H110ZM119 228V227H118ZM117 228V229H118ZM134 228H132L133 230H135ZM169 228V227H168ZM203 228V227H202ZM207 228H205L204 227V229H206L207 230ZM244 228V227H243ZM21 229V230H22ZM42 229H44V228H42ZM63 229V228H62ZM95 229H98V230H96L95 231ZM112 229V228H111ZM131 229V231L133 232V230ZM189 229V228H188ZM203 229V230H204ZM35 230V229H34ZM39 230V229H38ZM41 230V229H40ZM106 231V233H104L105 231ZM112 230H114V229H112ZM153 230V229H152ZM153 230V231H154ZM173 230H171V231H173ZM202 230V229H201ZM205 230V231H206ZM213 230V229H212ZM211 230V231H212ZM25 231V230H24ZM42 231V230H41ZM45 231H46V229H45ZM63 231V230H62ZM92 233H91V232ZM130 231V232H131ZM143 231V232H142ZM164 231V232H165ZM168 231V230H167ZM252 231L253 232H255L253 229H252ZM17 232V233H18ZM22 232V231H21ZM26 232H27V230H26ZM35 232V231H34ZM40 232V231H39ZM87 232H89L90 234H93L94 236H91V238L90 239H88L87 237H86V234H87ZM97 232V233H96ZM110 232L112 233L113 231H111L110 230ZM109 232V233H110ZM115 232V231H114ZM124 232V233H123ZM126 232V233H125ZM20 233V232H19ZM36 233H37V231H36ZM62 233V232H61ZM64 233V232H63ZM62 233V234H63ZM108 233V234H109ZM129 233V232H128ZM134 233V232H133ZM167 232H165V234H166ZM169 233V232H168ZM242 233V232H241ZM244 233V232H243ZM25 234V233H24ZM27 234V233H26ZM39 234V233H38ZM61 234V235H62ZM106 234V235H105ZM114 234H116V233H114ZM123 234V235H122ZM251 234H254V233H251ZM15 235V234H14ZM17 235V234H16ZM28 235V234H27ZM26 235V236H27ZM33 235H34V233H33ZM32 235V236H33ZM41 235V234H40ZM64 235V234H63ZM66 235V236H67ZM111 235V234H110ZM169 235V234H168ZM235 235V234H234ZM234 235H232V234H227V235H224L225 236V238L226 239H228L229 240V242L231 243V244H235V245H237V244H239V241H240V237L241 236H239V240H237L238 239V237L236 238V236H237V234L234 236ZM258 235V234H257ZM18 236V235H17ZM16 236V237H17ZM19 236H20V234H19ZM18 236V237H19ZM36 236H38V235H35V238H36ZM42 236V235H41ZM41 236L40 237H38V238H40L41 240H42V238H41ZM102 236H105V237H102ZM112 236L113 235H111V239H112ZM250 236V235H249ZM254 236H256V234L254 235ZM44 237V236H43ZM48 237V236H47ZM3 238V239H2ZM63 238V237H62ZM93 238V239H92ZM251 239L253 238V237H250ZM9 239V238H8ZM10 239H12V238H10ZM9 239V240H10ZM49 239V238H48ZM110 239V240H111ZM254 239V238H253ZM256 239L258 240L259 239V236H257L256 237ZM260 239H262L261 237H260ZM8 240V241H9ZM106 240V241H105ZM38 242H39V240H37ZM108 241V242H107ZM117 241V240H116ZM11 242H14V240L13 241H11ZM10 242V243H11ZM49 241H47V243H48ZM70 242V243H71ZM186 242H188L187 240H186ZM190 242V241H189ZM255 242H257L256 240H255ZM7 243V242H6ZM258 243H262L261 242V240H258ZM61 244V243H60ZM187 244V243H186ZM4 245H6V246H4ZM119 245V246H118ZM184 245H185V243H184ZM21 246V245H20ZM61 246H62V244H61ZM17 247H19V245L17 246ZM60 247V246H59ZM22 248H24V247H22ZM10 249H11V247H10ZM61 249H62V247H61ZM61 249H59V250H61ZM64 249V248H63ZM76 249V250H75ZM17 250V249H16ZM260 250V252H263L264 253V249H263V247L261 248V249H259ZM99 250H98V255L101 253ZM115 251V253L113 254V252ZM24 252V251H23ZM60 253H58V254H56V255H58V259H60V257H61V255H63V256H66L67 255V250H65V252H64V250H62V251H59ZM64 252V254H62ZM12 253V254H11ZM103 253H101L102 255H103ZM70 254V253H69ZM68 254V255H69ZM82 254V255H81ZM96 254V253H95ZM101 254H100V256H101ZM119 254V255H120ZM149 254V253H148ZM17 255V254H16ZM15 255V256H16ZM19 255H22V254H19ZM67 255V256H68ZM62 256V257H63ZM97 256V255H96ZM151 256V255H150ZM84 257H82V260H83V258ZM102 257V256H101ZM155 257V256H154ZM18 258H20V256L18 257ZM27 258V257H26ZM56 258V257H55ZM102 258H104V257H102ZM27 259H29V258H27ZM26 259V260H27ZM63 258H61L60 260H62ZM100 259V258H99ZM111 259V258H110ZM113 259H114V257H113ZM154 259V258H153ZM73 260V259H72ZM94 260V261H93ZM107 260V259H106ZM41 261V260H40ZM43 261V260H42ZM98 261V262H97ZM111 261H112V259H111ZM133 261V260H132ZM153 261H156V260H153ZM26 262H28V261H26ZM25 262V264H27ZM30 262V261H29ZM37 262V261H36ZM96 262V263H95ZM107 262V261H106ZM129 262V264L131 263L130 261H128ZM157 262V261H156ZM57 263V262H56ZM60 263V262H59ZM120 264H121V261L119 262ZM24 264V263H23ZM28 264H34V263H32V261L30 262V263H28ZM35 264H37V263H35ZM38 264H41V263H39L38 262ZM100 264V263H99ZM104 264V263H103ZM132 264V263H131ZM134 264H135V262H134ZM157 264H161V262L160 263H157Z\"/></svg>",
  "mask_w": 264,
  "mask_h": 264
}]
</instances>
